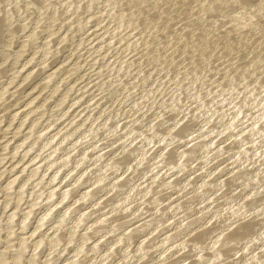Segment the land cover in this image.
Listing matches in <instances>:
<instances>
[{
	"label": "bare ground",
	"instance_id": "bare-ground-1",
	"mask_svg": "<svg viewBox=\"0 0 264 264\" xmlns=\"http://www.w3.org/2000/svg\"><path fill=\"white\" fill-rule=\"evenodd\" d=\"M5 0H0V15L1 14V11L4 9V6H2L1 4L4 3ZM8 2V5L9 7L6 9V13L4 16H6L4 18V16L2 15V18H4V20H6V22H0V66L5 64V61L9 58V56H12V54H14L15 57H12L14 58V66H12V68L10 67V69L12 70V73L10 74L9 73V78L8 79H5V80H2L0 81V105L3 104L4 102V98H5V95L6 93H8L9 91V86L12 85L15 80L19 79V77L16 75V74H20V72L22 71H17V70H14L15 68L17 67H20V70H24V68L26 69V66L30 65V63L35 59V56L36 54L40 53V56H41V60L39 62V64H47V60H48V55H50L54 50H51V48L54 49V47L50 46V43H53L52 42V39L54 37H56V33L57 32H60L59 29L61 30V28L58 27V25H56V20L58 21V17H60L61 15H59V8L60 6H58V2L57 3H52L50 0V3H49V11L51 8H54L53 10V15H51V21L47 22V28H45V30H47V34L46 36L44 35L45 40L44 42H39V35L41 30L39 27V22L41 20H36L35 23H34V26L32 28H29V30L27 31L26 28H27V23H23V25H21V31H27L23 37L24 39H22L21 43L20 44V48H18L16 51L11 52L9 51L10 50V47H12V45L14 44L13 40L15 39V34L17 35L16 31H18V29H14V23L17 24L15 21H16V13H15V6H17L18 8V5L19 3L21 2V0H6ZM23 1V0H22ZM60 2V4H62L63 2L66 3V7H65V11L66 13L67 12H70L72 14L76 13V11L79 9V8H83V4L80 5V1L78 0H57ZM24 2V1H23ZM29 2V4H32V6L34 5H38L39 4H36V0L35 1H27ZM47 2V0H46ZM56 2V0H55ZM62 2V3H61ZM44 3V2H43ZM48 3V2H47ZM6 4V3H5ZM86 4V3H85ZM84 4V5H85ZM101 4V7H100V10L98 9V13H96V11L94 12H91L90 14L88 15H85L84 17H82L80 15V17L77 19L79 21V26L82 28V26H86V24H88L89 22L92 21V18H95V21H96V25H100L102 22H105V32L107 33L108 37L104 38V34H106L105 32H103L102 34H100V36L98 35V37L100 38H103L101 43H100V48H97V50H95L94 52H97V51H100L101 49L103 50L105 47H110V45L114 44L115 42L116 43H122L121 46V50H129L130 49H133L135 47H137V44L139 43V41L142 39L143 40V44H145L144 46H146V44H154L153 46H160L161 43L160 41L161 40H164V39H161L165 36H161V33L164 32L165 34V31L167 30L168 31V24L169 22H173V19L176 20V18H180V16L182 17L181 19L179 20H176V22L180 21V20H183L182 23L177 27L175 28V30L171 31L172 28L166 33L167 36L166 38L168 39L167 41H165L164 45L165 47L167 48L166 52L168 53V50H171V49H174L173 50V53L175 54V52L177 51L178 48H174V46L177 44V43H181L182 41H188L187 43L184 41V44L180 45L179 49H182V52L183 53H189V56L191 54V57L193 60H195V56H197V58L199 59V61L201 60V62L203 61L204 64L206 61H208V59L211 57V56H215L213 54L215 53H219V49L218 48H222L221 50H223V55H220V56H223V57H227L229 56L230 54L234 55V57H237V56H241L242 55V58H240L239 56V59H240V62H241V59L243 60V56L245 57L244 61H242V63H239V59L238 60H235L236 62L238 61V63H233L235 65H233L232 63V66L233 68L235 69H238L240 68L242 70V72L244 70H246V72L250 69H254L256 67H260L259 64L261 65V63H264V0H91L89 4H87L90 8H93L95 7L96 5H99ZM125 4H128L124 7H122L123 5ZM6 4V7L8 6ZM64 5V4H63ZM87 5H85V7H87ZM3 8H2V7ZM25 6V5H24ZM31 6V7H32ZM44 6V5H43ZM54 6V7H53ZM82 6V7H80ZM100 6V5H99ZM29 6L27 5V8ZM37 7V6H36ZM41 8H43L42 6H40ZM46 7V6H45ZM51 7V8H50ZM2 8V10H1ZM38 8V7H37ZM62 8V7H61ZM15 9V10H14ZM20 13L21 11L25 10V9H21V7L18 8ZM31 9V8H30ZM40 9V8H39ZM64 9V8H63ZM87 9V8H86ZM96 9V8H94ZM93 9V10H94ZM38 10V9H37ZM92 10V9H91ZM92 10V11H93ZM18 11V13H19ZM152 12L153 15H151L150 13ZM52 12V11H51ZM149 12V13H148ZM4 13V12H3ZM27 13V12H25ZM100 13V14H99ZM22 14H24L22 12ZM28 14V13H27ZM34 14V13H33ZM43 14V13H42ZM45 14V13H44ZM20 15V14H18ZM29 15V14H28ZM39 15V14H38ZM77 15V14H76ZM84 15V14H83ZM43 16V15H42ZM1 17V16H0ZM34 16H32V19H33ZM65 17V16H64ZM70 17V16H69ZM68 17V18H69ZM82 17V18H81ZM28 18H31V17H28ZM47 18V17H45ZM77 18V17H76ZM139 18H142L144 20V24L147 25V28L144 27V32L143 30H141V27H139L140 29H137V30H141V32L143 33V35L145 36H140V34H137L139 35L138 37H136V39L132 38L131 36V31L134 29H136L138 26H141L142 24L139 22V24H137L138 26L135 27L134 25L136 24L135 21H137V19ZM25 19V18H24ZM31 19V20H32ZM62 19V18H61ZM70 19V18H69ZM72 20L75 19L74 18H71ZM198 20L199 22V26L196 28L194 27V25H196L197 21L195 22L194 21ZM49 20V18H48ZM64 20V18H63ZM174 20V22H175ZM33 21V20H32ZM70 21V20H69ZM94 21V22H95ZM141 21V20H140ZM34 22V21H33ZM43 22V20H42ZM74 21H72L73 23ZM92 22V23H94ZM142 22V21H141ZM202 22V24H201ZM31 23V22H30ZM28 23V24H30ZM76 23V22H75ZM138 23V22H137ZM180 23V22H178ZM58 24V22H57ZM63 24V23H62ZM78 24V22L76 23ZM174 24V23H173ZM176 24V23H175ZM31 25V24H30ZM43 25V24H42ZM41 25V26H42ZM69 25V24H68ZM103 25V24H101ZM145 25V26H146ZM29 26V25H28ZM40 26V27H41ZM45 26V25H44ZM134 26V27H133ZM144 26V25H143ZM142 26V28H143ZM58 27V28H57ZM64 27V26H63ZM76 27V25H75ZM90 27V26H89ZM101 27V26H100ZM170 27V26H169ZM172 27H175V26H172ZM194 27V29H193ZM205 27V28H204ZM39 31H38V29ZM96 28V27H94ZM145 28H146V32H145ZM91 29V28H90ZM103 29V28H102ZM44 30V31H45ZM93 30V29H92ZM91 30V31H92ZM98 30V29H97ZM126 30H128L126 32ZM134 30L132 31L134 33ZM188 30H193V36L191 39L190 38V34L187 33ZM19 32H20V29H19ZM40 32V33H39ZM46 32V31H45ZM89 32V31H88ZM87 32V33H88ZM172 32V33H171ZM189 32V31H188ZM21 33V32H20ZM91 33V32H90ZM89 33V34H90ZM132 33V34H133ZM145 33V34H144ZM63 34V33H62ZM189 34V35H188ZM135 35V34H134ZM136 35V36H137ZM41 36V35H40ZM53 36V38H51ZM58 36V35H57ZM61 38L60 40L58 41L59 43L60 42H64L65 43V39H66V35H60ZM59 36V37H60ZM106 36V35H105ZM22 37V38H23ZM42 37V36H41ZM96 37V36H95ZM115 37H118L115 38ZM135 37V36H134ZM44 39V38H43ZM98 39V38H97ZM114 42V40H116ZM68 40V39H67ZM95 40V38H94ZM141 40V41H142ZM140 41V42H141ZM57 42V43H58ZM92 42V41H91ZM95 42V41H94ZM163 42V41H162ZM33 43V53H32V56L28 57V59H26L24 62H20V58L23 56V53H25V48L27 46H29V44ZM102 43L105 44L102 46ZM115 43V45H116ZM160 43V44H159ZM15 44L16 43V40H15ZM142 44V43H141ZM92 45V44H91ZM163 45V46H164ZM212 45V46H211ZM62 46V45H61ZM162 46V47H163ZM140 47V45H139ZM142 47V46H141ZM147 49L151 48V45L149 47L146 46ZM145 47V48H146ZM152 47V48H154ZM164 47V48H165ZM176 47V46H175ZM28 48V47H27ZM26 48V49H27ZM118 48V47H117ZM138 48V47H137ZM144 48V51H139V52H143V55H144V58L147 59H153L152 60V63L154 60H158V52L157 50L153 52L149 50H145ZM159 48V47H158ZM29 49V48H28ZM56 49V48H55ZM61 49L63 50L64 47ZM75 49V48H74ZM114 49V48H113ZM142 49V48H140ZM157 49V47H156ZM162 48L160 47L159 50H161ZM178 49V52L181 50ZM31 50V49H30ZM60 50V49H59ZM137 50V49H135ZM158 50V51H159ZM29 51V50H28ZM56 51V50H55ZM80 51V50H79ZM104 51V50H103ZM121 51V52H122ZM124 51V52H125ZM134 50H132L133 52ZM163 51L165 52V50L163 49ZM175 51V52H174ZM27 52V50H26ZM61 52V51H60ZM112 52V51H111ZM120 52V53H121ZM127 52V53H128ZM136 52V51H135ZM138 52V50H137ZM177 52V53H178ZM56 54L58 53V50L57 52H55ZM54 53V54H55ZM74 53V52H73ZM113 53V52H112ZM126 53V52H125ZM124 53V54H125ZM61 54V53H60ZM123 54V55H124ZM131 54V53H129ZM128 54V55H129ZM140 54V53H139ZM159 54H161L159 52ZM165 55V53H162V55ZM169 54V55H168ZM168 57L170 59V61L173 59V54L171 53H168ZM222 54V53H221ZM96 55V54H95ZM141 54V58L143 56ZM178 55V54H176ZM175 55V56H176ZM182 55V54H181ZM180 55V56H181ZM219 55V54H217ZM69 56V55H68ZM115 56V55H114ZM113 56V57H114ZM118 56V55H117ZM120 56V55H119ZM126 56V54H125ZM138 56V55H137ZM174 56V57H175ZM184 56V55H183ZM51 57V55H50ZM74 57V56H73ZM72 57V58H73ZM116 57V56H115ZM132 57V56H131ZM160 57H163L160 55ZM179 57V55H178ZM225 57V58H226ZM232 57V56H231ZM11 58V57H10ZM101 58V56H100ZM119 58V57H117ZM122 59V56L120 57ZM126 58V57H125ZM158 58V59H157ZM166 58V59H167ZM180 58V57H179ZM178 58V59H179ZM182 58L184 57H181L180 59V62H182ZM187 58V57H186ZM189 58V57H188ZM212 58V57H211ZM210 60L213 61L212 59H214V57ZM218 58V56H217ZM215 58V59H217ZM230 58V56H229ZM38 59V58H37ZM112 59V58H111ZM116 59V58H115ZM130 59V56L129 58ZM127 59V60H128ZM161 59V58H160ZM176 59H177V56H176ZM177 59V61H179ZM191 59V60H192ZM231 59V58H230ZM53 60V59H52ZM113 60V59H112ZM120 60V59H119ZM133 60V58H132ZM131 60V61H132ZM139 60V59H137ZM143 60V58H142ZM188 60V59H187ZM222 60V59H221ZM229 60V59H228ZM227 60V61H228ZM8 61V60H7ZM36 61V60H35ZM49 61V60H48ZM116 60H114L115 62ZM124 61V59L122 60ZM141 61V60H140ZM144 61V60H143ZM151 61V60H150ZM149 61V62H150ZM159 61V60H158ZM210 61V62H211ZM216 61V60H214ZM226 61V60H225ZM226 61V62H227ZM233 61V62H235ZM65 62V61H64ZM80 62V61H79ZM79 62H76L75 64V68H80L81 65L79 64ZM118 62V61H117ZM115 62V63H117ZM125 62V61H124ZM129 63L127 64H131L130 61L128 60ZM133 62H136L133 60ZM132 62V63H133ZM157 62V61H155ZM185 62V61H184ZM209 62V61H208ZM20 64L17 66V64ZM35 63V62H34ZM112 63V62H111ZM121 63V62H120ZM123 63V64H125ZM138 63V62H137ZM145 63V62H144ZM162 63V62H161ZM164 63H167L164 61ZM171 63V62H170ZM173 63H176L174 60L172 62ZM198 63V62H197ZM196 63V65H197ZM230 63V62H229ZM12 64V63H11ZM54 64V62H53ZM114 64V63H113ZM126 64V65H127ZM143 64V62H142ZM159 64V63H157ZM163 64V63H162ZM200 64V62H199ZM198 64V65H199ZM203 64V65H204ZM207 64V63H206ZM212 64V63H211ZM223 64V63H222ZM6 65V64H5ZM84 65V63H83ZM124 65V66H126ZM146 65L148 64H145V67ZM170 65V64H169ZM167 65V66H169ZM174 65V64H173ZM186 65V64H185ZM184 65V66H185ZM191 65V64H190ZM195 65V64H194ZM198 65L197 66H194V68L196 67L198 69ZM201 65V66H203ZM64 66V65H63ZM111 66V65H110ZM109 66V67H110ZM122 67V65H120ZM124 66L122 68H124ZM134 68L137 66V64L135 63L134 65H132ZM150 66V65H149ZM147 66V67H149ZM157 66V65H156ZM159 66V65H158ZM164 66V64L162 65ZM178 66V65H177ZM182 66V67H184ZM209 66V65H208ZM225 66V65H224ZM31 67V66H30ZM35 67V65H34ZM30 68L28 69L29 71L25 72L24 71V74L21 73V78L20 80L23 82H25L26 80H28L33 74V68ZM45 67V66H44ZM108 67V66H106ZM118 67V66H117ZM129 67V66H128ZM138 67H141L138 65ZM135 68V69H138ZM144 67V68H145ZM173 68V66H171ZM186 67V66H185ZM184 67V68H185ZM220 67V66H219ZM223 67V66H222ZM36 68V67H35ZM73 68V69H75ZM105 67H103L104 69ZM120 68V69H122ZM151 68V67H150ZM154 68V67H153ZM161 67H159L160 69ZM164 68V67H163ZM167 67L165 66L164 70L166 69ZM170 68V69H172ZM177 68V67H176ZM192 69L194 70L193 73L195 71H197L196 69ZM203 68V67H202ZM221 68V67H220ZM228 68V67H227ZM232 68V67H231ZM6 69V68H5ZM9 69V70H10ZM42 69V68H41ZM59 69V68H58ZM125 69H127V66L125 67ZM131 69V68H130ZM133 69V68H132ZM131 69V70H132ZM149 69V68H148ZM155 69V68H154ZM157 69V68H156ZM158 69V70H159ZM180 69V68H179ZM210 69V68H209ZM2 69L0 68V74H1V71ZM129 71V68L127 69ZM139 70V69H138ZM144 70V69H143ZM147 70V69H146ZM152 70V68H151ZM162 70V69H160ZM169 70V69H168ZM181 70V69H180ZM179 70V71H180ZM200 70V68H199ZM214 70V69H213ZM213 70L211 72H213ZM220 70V69H219ZM225 70V69H224ZM233 70V69H232ZM253 70V71H254ZM260 70V69H259ZM37 71V70H36ZM43 71V70H42ZM72 71V70H71ZM121 71V70H120ZM124 71V70H123ZM133 71V70H132ZM148 71V70H147ZM157 71V70H156ZM187 71V70H186ZM217 71V70H216ZM229 71V70H228ZM233 71H236V70H233ZM251 71V70H250ZM248 71L247 72V76L249 75L248 73L250 72ZM258 71V70H257ZM130 72V71H129ZM150 72H153V71H150ZM149 72V74H150ZM158 72V71H157ZM160 72V71H159ZM162 72V71H161ZM164 72V71H163ZM167 72V70H166ZM174 73V71H172ZM182 72V71H181ZM218 72V71H217ZM239 72V71H238ZM237 72V73H238ZM256 72V71H255ZM74 73V72H73ZM72 73V74H73ZM141 73V72H139ZM156 73V72H155ZM154 73V74H155ZM185 73V71H184ZM196 73V72H195ZM229 73V72H228ZM241 73V72H240ZM245 73V71H244ZM259 73V72H258ZM40 74V72H39ZM56 74L55 71H51V72H47V75L42 77V82L40 80V84L39 86H33L30 87V92H28L27 94L29 95V97L27 98L26 102H25V105H27L29 108L23 110H20L19 107L15 108V110H13L12 112H10L11 114V118H12V122H14L15 120H17V118L20 117L21 121L19 122V126H18V129L20 130L24 125H25V122L27 120V118L29 117L30 114L34 113L35 111L36 112H39V113H42L43 109L45 108V106L47 104H45V102H47L46 100L48 99V97H46L45 99H41L42 101H39V97L41 95V91L44 90L45 87L49 86V83L50 81L52 82V79L54 78V75ZM71 74V73H70ZM133 74V73H132ZM135 74V73H134ZM158 74H161V73H158ZM187 74V73H186ZM192 73H190L191 75ZM204 74V73H203ZM251 74V73H250ZM76 75V74H75ZM114 75V73H113ZM146 75V74H144ZM153 75V74H152ZM151 75V76H152ZM156 75V74H155ZM163 75V74H162ZM176 75V74H175ZM181 75H183L181 73ZM188 75V74H187ZM213 74H211L212 76ZM234 76V74H232ZM241 75V74H239ZM243 75V74H242ZM245 75V74H244ZM252 75V74H251ZM255 75V74H254ZM258 75V74H257ZM256 75V76H257ZM20 76V75H19ZM35 76V75H34ZM39 76V75H38ZM56 76V75H55ZM70 76V75H69ZM68 76V77H69ZM74 76V75H73ZM143 76V73L142 75ZM147 76V75H146ZM154 76V75H153ZM152 76V77H153ZM157 76V75H156ZM184 76V75H183ZM196 76V75H195ZM237 74L234 76V78H237L236 77ZM253 76V75H252ZM255 76V77H256ZM1 77V76H0ZM33 77V76H32ZM57 77V76H56ZM67 77V76H66ZM179 77V76H178ZM177 77V78H178ZM186 77V76H185ZM215 77V76H214ZM239 77V76H238ZM259 77V76H258ZM256 77V78H258ZM264 77V76H263ZM41 78V77H40ZM64 78V77H63ZM115 78V77H114ZM144 78H146L144 76ZM155 78V77H154ZM180 78V77H179ZM189 78V77H188ZM217 78V77H216ZM233 78V79H234ZM241 78V77H239ZM238 78L239 81H241L240 79ZM245 78V77H244ZM253 78V77H252ZM105 79V78H104ZM116 79V78H115ZM132 79V78H131ZM134 79V77H133ZM147 79L149 80L150 79V75H149V78L147 77ZM172 79V78H171ZM181 79V78H180ZM179 79V80H180ZM183 79V78H182ZM181 79V80H182ZM190 81L191 78H189ZM193 79V78H192ZM229 79V78H227ZM232 79V78H230ZM248 79V78H247ZM251 78H249L250 80ZM1 80V79H0ZM62 80V79H61ZM59 80V82L61 81ZM140 80V79H139ZM153 80V79H152ZM156 80V79H155ZM158 80V79H157ZM185 80V79H183ZM198 80V79H197ZM223 80V79H222ZM235 80V79H234ZM237 80V79H236ZM237 80V81H238ZM255 80V79H254ZM260 80V79H259ZM32 81V80H31ZM138 81V80H137ZM150 81V80H149ZM186 81V80H185ZM189 81V82H190ZM221 81V80H220ZM231 81V80H230ZM233 81V80H232ZM231 81V82H232ZM235 81V82H237ZM238 81V82H239ZM248 81V80H247ZM250 81H253L252 79ZM248 81V82H250ZM264 81V79L262 80V82ZM19 82V81H18ZM57 82V81H56ZM62 82V81H61ZM104 82V81H103ZM145 82V81H144ZM158 82V81H157ZM168 82V80H167ZM165 82V83H167ZM194 82V81H193ZM200 82V81H199ZM198 82V83H199ZM259 82V81H258ZM64 83V82H62ZM76 83V82H75ZM78 83V82H77ZM126 83V82H125ZM143 83V82H141ZM163 83V82H162ZM181 83V82H179ZM216 83V82H215ZM218 83V82H217ZM224 83V82H223ZM226 83V81H225ZM245 83V81H244ZM257 83V81H256ZM255 81H254V84H256ZM260 83V82H259ZM20 84V83H19ZM28 84V83H27ZM33 84V82H32ZM57 84V83H56ZM67 84V83H66ZM109 84V83H108ZM157 84V83H156ZM155 84V85H156ZM184 84V82H183ZM229 84V83H228ZM232 84H234L232 82ZM241 84H243L241 82ZM247 84V83H246ZM250 84V83H249ZM261 84V83H260ZM259 84V85H260ZM17 85V84H16ZM15 85V86H16ZM35 85V84H34ZM75 85V84H74ZM116 85V84H115ZM138 85V84H137ZM162 85V84H161ZM169 85V84H168ZM182 85V83H181ZM235 85V84H234ZM245 85V84H244ZM243 85V87H244ZM264 85V83H263ZM19 86V85H17ZM16 86V87H17ZM60 85H57L56 87V90L59 88ZM62 86V85H61ZM133 86V85H132ZM157 86V85H156ZM175 86V85H174ZM187 86V85H186ZM213 86V85H211ZM221 86V84H220ZM224 86V85H223ZM222 86V87H223ZM226 88H227V85L225 84ZM237 86V85H236ZM250 86V85H249ZM253 86V83L252 85ZM250 86V87H251ZM262 86V85H261ZM261 86H259L261 88ZM72 87V86H71ZM180 87V86H179ZM178 87V88H179ZM188 87V86H187ZM199 87V86H198ZM229 87V86H228ZM230 87H232L230 85ZM239 88H241L240 90L242 91V87L238 86ZM248 86L246 85V88ZM254 88H256L255 90L257 91V88L259 89V87H255L253 86ZM264 87V86H263ZM262 87V88H263ZM38 88V91H34L32 92L33 90L37 89ZM129 88V87H128ZM156 88V87H155ZM159 88V87H157ZM177 88V86L175 87ZM191 88V87H190ZM221 88V87H220ZM219 88V89H220ZM225 88V89H226ZM245 88V87H244ZM252 88V87H251ZM250 88V89H251ZM61 89V88H60ZM130 89V88H129ZM166 89V88H165ZM174 89V88H173ZM186 89V88H185ZM201 89V88H200ZM203 89V88H202ZM213 89V88H212ZM211 89V90H212ZM217 89V87H216ZM224 89V88H223ZM237 89V88H236ZM17 90V89H15ZM59 90V89H58ZM156 90V89H155ZM164 90V89H163ZM193 90V89H192ZM191 90V92H192ZM208 90V89H207ZM218 90V89H217ZM232 90H233V87H232ZM238 90V89H237ZM249 90V89H248ZM247 90V91H248ZM253 90V89H251ZM72 91V88L71 89H67L66 93L60 97L59 101H58V106L60 107V105H62L65 101V99L67 98L69 92ZM154 91V90H153ZM177 91V90H176ZM214 91V90H213ZM219 91V90H218ZM222 91V90H221ZM230 91H231V88L230 90L228 91L226 89V91H222V92H217V97L218 99H215V103L219 104V103H228L227 101L230 100L228 99L230 96H228L230 94ZM235 91V89L233 90ZM245 91V90H244ZM250 91V90H249ZM260 91V94H264V93H261V89L259 90ZM16 93L18 92L15 91ZM55 92V91H54ZM53 92V93H54ZM162 92V91H161ZM189 92V91H188ZM251 92V91H250ZM253 92V91H252ZM264 92V90H263ZM120 93V92H119ZM128 93V92H127ZM133 93V92H132ZM153 93V92H152ZM236 93H238L236 91ZM239 93H241L239 91ZM239 93L237 94L238 96L237 97H240ZM245 94V92H243ZM247 93V92H246ZM249 93V92H248ZM254 93V92H253ZM256 93V92H255ZM254 93V94H255ZM14 94V93H12ZM20 94V93H18ZM79 94V93H78ZM149 94V93H148ZM181 94V93H180ZM189 94H191L189 92ZM194 94V93H193ZM199 94V98L203 100L205 99V95H203V97L201 98L200 97V94L201 93H198ZM203 94V93H202ZM209 94H213V96L215 95V93H210ZM235 94V93H234ZM253 94V95H254ZM17 95V94H16ZM22 95V94H20ZM19 95V96H20ZM120 95V94H119ZM161 95V94H160ZM195 95V94H194ZM208 95V94H207ZM242 95V94H241ZM248 94H246L247 96ZM250 95H252L250 93ZM258 96V93L256 94ZM51 96V94L49 95V97ZM116 96V95H115ZM172 96V95H171ZM232 96L234 97L235 95L232 94ZM260 98H261V95H259ZM259 96L256 98H252L255 102L253 103V100H250V96H247L246 98L249 100V101H252V104L254 105V107H256L255 111L254 112H248L247 114L243 115V110L242 108L245 106L246 102L240 104V105H235V104H239L241 103L240 101L239 102H235V104H232L234 105V109H232L233 111L229 112L230 113V118L228 119L227 123L223 124L224 127L222 130L219 129V131H214V128H209L206 130V127L209 125L208 123H210V118L211 120L215 118V110H214V107L213 110L214 112H211L210 109H205V112L203 113L204 114H208L207 117H205L206 119L203 118V121L204 124L202 123V125L200 126H196L194 128V126L190 127V125H186L185 127H182L181 130L179 131H175V128L177 126H179L178 124L181 122V120L183 119V117L179 118V119H176L175 121H172V123H170V125H168V127L166 129H164L162 132H155L156 130H158L157 128V124L158 123H155L156 124V127L157 128L156 130H154V132L149 133L148 135L146 136V140L147 138H149L150 140L146 143L145 147L143 148V150H141V154H139L137 156V162H138V165L139 164H142L143 163V159L146 158V154L149 152H153L151 151V149H155L156 145H154V141L157 140L158 143L159 142H163L164 145L162 146L161 143V147L159 149H161L160 151L158 152H161L160 154L158 152H156L157 155H154L156 156L155 158V162L153 164V166H151V169L149 172H151V170H154L157 166H160L158 164H160V162H162L163 160H165L164 162L166 163V165H168L169 169L166 171H171V170H174L175 173H170L168 174V177L167 179L165 180L166 181V185L167 186H170L172 184H174V179L176 180V178H173L172 176L178 174V173H181L183 172L185 169H187L191 163L192 165H194V161H198L199 159L202 160L201 163H203V165L201 167H199V170L202 168H206V166H208V164H212L211 162L216 158L217 160V156L218 155V152L221 151V149L223 148L224 149V146L223 145H219L217 143V139L220 137V135H223V133H228L229 131V137L230 138H233L236 139V141L238 142V145H237V150L238 152L235 153V154H231L232 157H239L241 159V155H244V153H247L250 151V149H255V150H258L256 152H259L260 155H262V157L264 156V97H262V99H259ZM98 97V96H97ZM117 97V96H116ZM130 97H131V93H130ZM177 97H178V93H177ZM193 97V95H190V98ZM212 97V96H211ZM236 96L234 98H237ZM243 97V95H242ZM245 97V96H244ZM10 98V97H9ZM75 98V97H74ZM172 98V97H171ZM182 98V97H181ZM186 98V97H185ZM188 97V100L190 99ZM231 98V97H230ZM250 98V99H249ZM52 99V98H51ZM94 98H92L93 100ZM122 99V98H121ZM124 99V98H123ZM170 98L167 99V101L169 100ZM175 99L176 101H179L178 98H176L175 96ZM173 99V100H175ZM178 99V100H177ZM198 99V98H197ZM232 99V98H231ZM239 99V98H238ZM19 100V99H18ZM103 100V99H102ZM115 100V99H114ZM161 100V98H160ZM185 100V99H184ZM199 100V99H198ZM240 100V99H239ZM246 100V99H245ZM20 101V100H19ZM18 101V102H19ZM50 101V100H48ZM68 101V99H67ZM81 101V100H80ZM170 101V100H169ZM175 101V102H176ZM192 101V100H191ZM226 101V102H224ZM232 101H234V99H232ZM6 102V101H5ZM9 102V101H8ZM16 102L17 104H20ZM165 102V101H164ZM163 102V103H164ZM186 102V101H185ZM205 102V100H204ZM214 103V100L212 101ZM15 103V104H16ZM24 103V102H23ZM77 103L76 102H73L71 104V106H75L74 104ZM93 103V102H92ZM170 103H173L172 101H170ZM179 103V102H178ZM203 103V102H202ZM215 103H214V106H215ZM234 103V102H233ZM10 104V103H9ZM15 104H11V105H15ZM148 104V103H147ZM196 105V103H194ZM201 104V103H200ZM199 104V105H200ZM205 104V103H204ZM209 104V103H208ZM211 104V103H210ZM217 104V107H219ZM251 104V103H249ZM10 105V106H11ZM33 105V106H32ZM96 105V104H95ZM108 105V104H107ZM137 105V104H136ZM169 105V104H168ZM186 105H188V103H186ZM198 105V104H197ZM202 105V104H201ZM206 105V104H205ZM204 105V106H205ZM229 105V104H228ZM230 108L231 109V107ZM2 106V105H1ZM6 106V105H5ZM17 106V105H16ZM48 106V105H47ZM70 106V107H71ZM124 106V105H123ZM142 106V105H141ZM164 106V105H163ZM183 106V105H182ZM185 106V105H184ZM203 106V105H202ZM200 106V107H202ZM221 106V104H220ZM224 106V105H223ZM226 106V105H225ZM247 106V105H246ZM245 106V108H247ZM250 106V105H249ZM4 107V106H2ZM1 107V108H2ZM22 107V105L20 106ZM25 107V106H24ZM69 107V108H70ZM132 107V106H131ZM180 107V106H179ZM210 107V106H209ZM208 107V108H209ZM252 107V106H251ZM68 108V109H69ZM101 108V107H100ZM109 108V107H108ZM137 108V107H136ZM149 108V107H148ZM158 108V107H157ZM181 108V107H180ZM190 109V107H187ZM205 108V107H203ZM207 108V107H206ZM211 108V110H212ZM216 108V107H215ZM227 107H225L226 109ZM228 108L226 109V113L230 110H228ZM71 109V108H70ZM155 109V108H154ZM182 109V108H181ZM185 109V108H184ZM188 109V110H189ZM194 109V108H193ZM198 109V107L196 108ZM201 109V108H200ZM219 109V108H218ZM222 109V108H221ZM244 109V108H243ZM47 110V109H44V111ZM64 110V109H63ZM124 110V109H123ZM151 110V109H150ZM224 110V109H223ZM106 111V110H104ZM109 111V110H108ZM204 110H201V112H203ZM220 111L222 110H219V113ZM248 111V109L246 110ZM8 112V110H7ZM68 112V110L66 109L61 115L57 116V119H60L61 117H63L66 113ZM184 112V111H183ZM182 112V113H183ZM211 112V113H210ZM216 112H218L216 110ZM224 112V111H222ZM44 113V112H43ZM159 113V112H158ZM192 113V112H191ZM210 113V114H209ZM246 113V112H245ZM57 114V113H56ZM79 114V113H78ZM105 114V112H104ZM132 114V113H131ZM161 114V113H160ZM213 114L215 116H213ZM218 114V113H217ZM228 114V113H227ZM9 115V114H8ZM39 115V114H38ZM166 115V114H165ZM185 115V114H184ZM193 115V114H192ZM242 115V117H241ZM247 115V116H246ZM34 116V115H33ZM48 116V115H47ZM78 116V115H77ZM81 116V115H80ZM187 116V115H185ZM184 116V117H185ZM213 116V118H212ZM1 117V116H0ZM53 117V116H52ZM72 117V116H71ZM102 117V116H100ZM99 117V118H100ZM117 117V116H116ZM133 117V116H132ZM138 117V116H137ZM192 117V116H190ZM75 118V117H74ZM106 118V117H105ZM113 118V117H112ZM141 118V117H140ZM145 118V117H144ZM157 118V117H156ZM161 118V116H160ZM163 118V117H162ZM186 119H188V117H185ZM193 118V117H192ZM218 118V117H217ZM220 118V117H219ZM243 118L246 119V121H243ZM5 119V118H4ZM7 119V118H6ZM29 119V118H28ZM38 119V118H37ZM56 119V118H54ZM97 119V117H96ZM132 119V118H131ZM195 119V118H194ZM216 119V118H215ZM2 119H0V124H1V121ZM50 120V119H49ZM61 120V119H60ZM73 120H76V119H73ZM73 120H71L68 125H71L73 124ZM90 120V119H88ZM95 120V119H94ZM103 120V119H102ZM110 120V119H108ZM133 120V119H132ZM131 120V121H132ZM139 120H143L142 119H139ZM148 120V119H147ZM153 120H156V119H153ZM184 120V119H183ZM212 120V121H213ZM39 121V120H38ZM115 121V120H114ZM188 121V120H187ZM190 121V120H189ZM195 121V120H194ZM56 122H59V121H53L51 120L49 123L45 124L42 126V128L39 130V133L37 134L36 133V137H37V143L36 142H32L31 141H28L32 136H34V132L36 131L35 127L37 126V120L35 122H33L32 124H30V127H32L26 135H24L23 137H21L20 139H18V143L15 144V146L13 147L14 150H12L14 152L13 157H15L17 154H19V152L22 154V157L20 158V163L25 160V158L27 159L28 156L29 159H27V161L23 162V164H26L25 167H28L25 168V167H21L22 169L20 171H16L14 172V169L12 171V173L14 172V174H11V176H9L8 178H6L5 180L2 178L3 175L5 174L4 171L1 169L0 170V192H2L3 190L5 191V195L4 196V199L1 201L0 200V264H114V262L112 263H108V260L109 258H111V256L113 255V253L118 249V247H120V251L121 253H119L120 257L117 258V260H115V262L117 261H122L123 263L127 262V264H139L140 261H143L142 258H144V256L146 255V259H147V245H146V241H149L148 238L150 237L151 234H153L154 232H156L157 230H160L158 229L159 227L163 226V224H165L166 226V222L169 221V219H172V217L174 215H169V217L167 218H159V216H154V213L152 212V215L151 216H154L152 217L151 219H148V220H145L143 221L142 223H140L139 225H131L129 222H131L135 217L133 215H135L139 209V204H138V207L134 210H132L127 216H125V218L127 219V217L129 216H133L131 217L130 219L128 220H123L119 223L112 225V229L109 228V224L110 222H114V221H119L121 220L120 218H117V219H114L113 218V221H111L112 219V216H111V213L112 211H114L113 209L109 210L108 211L106 210L105 212H102L101 214H98L96 217L94 218H90L92 216V213L91 212V209L90 211L89 210H86V209H83V211L81 212H78V214L75 216V217H71V214L73 212H75L76 210V204L81 201V200H85V199H89V197H92L93 198V195H95V193L97 192L98 189H102L103 188H107L105 189L106 190V193H110V191L116 189L117 187H120L122 190L123 187H126L125 186V183L124 181L122 182L120 180V175L118 176H115V178H111L109 179L107 175H99L97 178H95V180L93 179V182L90 183L89 185H87V187H84L83 190H78L77 188H75L76 186L80 185L82 186V184H85V182H87V180L85 179L84 175H87L86 173V170L87 168H84V169H80V165L83 166L84 164V161H85V158L86 156H88L90 153L87 154V152H91V151H86L84 149V151L81 153L80 151V156L77 158V159H74L73 160V154L72 152L73 151H76L75 149L77 148L78 149V145L77 147L75 146L76 144H79L80 146V143H78L79 141L82 142V140H84L85 138H88V131L86 133H84L82 136L79 137V139H75L74 137L76 133H78V128L81 127V125H79V127H73V128H68L67 131H64L62 132L61 130H57V132L55 131V133H52L51 135L48 134L49 136L46 135V133L48 132L49 128H52V126L54 125V123ZM87 122V119L86 121ZM107 122L109 121H104L102 124L105 125ZM113 122V121H111ZM138 122V121H137ZM152 122V121H151ZM156 122V121H155ZM184 122V121H182ZM115 123V122H113ZM215 123V122H214ZM223 123V122H222ZM110 124V123H109ZM126 124V123H125ZM128 124H131V122H129ZM127 124V125H128ZM134 124V123H133ZM149 124V123H148ZM148 124H147V127H148ZM153 124V123H152ZM153 124V126L155 125ZM184 124V123H183ZM193 124V123H192ZM198 124H200L198 122ZM197 124V125H198ZM208 124V125H206ZM213 124V123H212ZM56 125V124H55ZM96 125V124H95ZM94 125V126H95ZM120 125V124H119ZM135 125V124H134ZM152 128L153 126L151 125V123L149 124ZM167 125V124H166ZM185 125V124H184ZM196 125V124H195ZM83 126V125H82ZM126 126V125H125ZM130 126V125H129ZM159 126V125H158ZM211 126V125H210ZM218 126V125H217ZM54 127V126H53ZM65 127V126H64ZM121 127V126H120ZM137 127V125H136ZM151 127H148L150 131H152L153 129ZM180 127V126H179ZM216 127V126H215ZM5 128V127H4ZM37 128V127H36ZM106 128V127H105ZM143 128V127H142ZM178 128V127H177ZM176 128V129H177ZM194 128V129H193ZM204 128H205V131H204ZM219 128V127H218ZM91 129V128H90ZM100 129V128H99ZM104 129V128H102ZM147 129V128H146ZM161 129V128H160ZM193 129V130H192ZM217 129V128H216ZM233 129H236L235 131ZM81 130V129H80ZM92 130V129H91ZM133 130H136V128H133L132 127L129 129V131L126 132V134L128 135V137H125L128 139L130 138V140H127V141H130V143H128L129 145L130 144H134L136 142V140H138L137 138H140L141 136H144V133L142 132H138L136 131L135 134L137 135H132L133 134ZM139 130H141L139 128ZM148 130V129H147ZM148 130V131H149ZM162 130V129H161ZM218 130V129H217ZM230 130H233V131H230ZM1 131V130H0ZM78 131V132H77ZM97 131V129H96ZM111 131V130H110ZM143 131V130H141ZM160 131V130H159ZM8 132V131H6ZM20 131H16V134L13 135L12 137H7V140H12V138H14L15 136H17V134L19 133ZM62 132V134L60 133ZM98 132V131H97ZM108 132V131H107ZM50 133V132H49ZM83 133V132H82ZM92 133V132H91ZM132 133V134H131ZM12 134V133H11ZM119 134V133H118ZM20 135V134H19ZM77 135V134H76ZM91 135V134H90ZM130 135V136H129ZM132 135V137H131ZM60 136V137H59ZM92 136V135H91ZM157 136V137H156ZM228 136V135H227ZM226 136V137H227ZM90 137V136H89ZM117 137V136H116ZM157 138L154 140V138ZM204 139V141H198L196 142L195 140H197L198 138H201ZM218 137V138H217ZM222 137V136H221ZM225 137V136H224ZM6 138V137H5ZM33 138V137H32ZM73 138V140H72ZM78 138V136H77ZM123 138V137H121ZM184 139L185 142L184 144L182 145L183 146V149H180L178 148L175 155L170 153L168 154V150L173 146L172 144L174 142H176L177 140H180V139ZM35 139V137L33 138ZM92 139V138H91ZM95 139V138H94ZM100 139V138H99ZM111 139V138H109ZM233 139V140H234ZM32 140V139H31ZM101 140V139H100ZM99 140V141H100ZM118 140V139H117ZM116 140V141H117ZM124 140V139H123ZM135 140V142H134ZM141 140V139H140ZM201 140V139H200ZM232 140V141H233ZM34 141V140H32ZM38 141H41L39 142V146L38 145ZM85 141V140H84ZM98 141V142H99ZM106 141V139H105ZM104 141V142H105ZM143 141V140H142ZM181 141V140H180ZM183 141V140H182ZM195 141V142H193ZM221 144V141L218 140ZM231 141V140H230ZM1 142V141H0ZM11 142V141H10ZM65 142L67 143L66 144V147H63V145L65 144ZM87 142V141H86ZM96 141V143H98ZM103 142V141H102ZM119 142V141H118ZM138 142V141H137ZM223 142H224V139H223ZM235 142V141H234ZM64 143V144H63ZM76 143V144H75ZM85 143V142H84ZM96 143L92 144L94 145L95 147H97L99 144L97 145ZM107 143V142H106ZM109 143V142H108ZM116 143V142H115ZM193 143V144H192ZM236 143V142H235ZM5 144V143H4ZM127 144V145H128ZM136 144V143H135ZM157 144V143H156ZM177 144V143H176ZM190 145L191 147H188L187 145ZM231 144V143H230ZM38 145V146H37ZM72 145V146H71ZM97 145V146H96ZM103 145V144H102ZM235 145V146H236ZM4 146V149H7L10 145L9 143H6V145H3ZM68 146V147H67ZM93 146V147H94ZM149 146V147H148ZM184 146L188 147V148H184ZM234 146V147H235ZM92 147V146H91ZM104 147V146H103ZM126 147V146H125ZM174 147V146H173ZM229 147V146H228ZM89 148V147H88ZM100 148V147H99ZM232 148V144H231V147ZM50 149V151L48 153L47 150ZM121 149V148H120ZM119 149V150H120ZM126 149V148H125ZM140 149V148H139ZM142 149V148H141ZM144 149H147V150H144ZM222 149V151H223ZM226 149V147H225ZM235 148H233L234 150ZM62 150V152H60ZM91 150V148H90ZM93 150V149H92ZM95 150V149H94ZM114 150V149H113ZM129 150V149H128ZM171 150V149H170ZM227 150H229V148H227ZM236 150V151H237ZM46 151V152H45ZM104 151V150H102ZM140 151V150H139ZM174 151V150H173ZM226 151V150H225ZM252 151L254 150H251L250 152L252 153ZM44 152L46 153V155L44 154ZM96 152V151H95ZM215 152V153H213ZM230 152V151H229ZM92 153V152H91ZM94 153V152H93ZM109 153V152H108ZM115 153V152H114ZM117 153V152H116ZM125 153V152H124ZM136 153V152H135ZM222 153V152H221ZM2 154V153H1ZM12 154V153H11ZM45 156H44V155ZM72 154V156H71ZM75 154V153H74ZM110 154V153H109ZM166 154H168V160H167V157L165 158ZM225 153L223 152V155ZM227 154V153H226ZM229 154V153H228ZM227 154V155H228ZM253 154V153H252ZM258 154V153H257ZM99 155V158H97V160H99L100 158H103V154H98ZM170 155V156H169ZM10 156V155H9ZM105 156V154H104ZM124 156V155H123ZM127 156V155H125ZM129 156V155H128ZM131 156V155H130ZM151 156V155H150ZM153 156V157H154ZM222 156V155H220ZM251 156V155H250ZM94 157V156H93ZM147 157H148V154H147ZM170 157V158H169ZM228 157V156H227ZM231 157V156H230ZM131 158V157H130ZM237 159L238 161L240 159ZM6 160V158L3 156H0V162L3 161V160ZM38 159H40L39 161H37ZM44 159H49L47 160V162H44ZM109 159V160H108ZM108 162H106V164H104V167H112V165H116V160H113L115 159V156L114 158L111 157L109 158L108 157ZM118 159V158H117ZM120 159V158H119ZM136 159V158H135ZM198 159V160H197ZM221 159V158H220ZM223 159V158H222ZM19 160V159H18ZM101 160V159H100ZM122 160V158H121ZM146 160V159H145ZM215 160V161H216ZM225 160V159H224ZM227 160V159H226ZM225 160V161H226ZM229 160V159H228ZM247 160V158H246ZM37 161V162H36ZM88 161V160H87ZM120 161V160H119ZM123 161V160H122ZM142 161V163H141ZM220 161V160H219ZM222 161V160H221ZM224 161V163H225ZM231 161V160H230ZM248 161V160H247ZM258 161V160H257ZM97 162V161H96ZM199 162V161H198ZM217 162V161H216ZM223 162V161H222ZM234 162V161H233ZM243 162V161H242ZM241 162V164H242ZM246 162V161H245ZM259 162V161H258ZM2 163V162H1ZM0 163V164H1ZM71 163V166H69L66 170H63L65 167H67L69 164ZM90 163V162H89ZM129 163V162H128ZM133 163V162H132ZM164 163V164H165ZM197 163V162H196ZM200 163V162H199ZM214 163V162H213ZM251 163V162H249ZM255 163V162H254ZM95 164V163H94ZM98 164V163H97ZM121 164V163H120ZM119 164V165H120ZM238 164V163H237ZM236 164V165H237ZM240 164V163H239ZM264 164V163H262ZM14 165V164H13ZM18 165V164H17ZM85 165V164H84ZM163 165V163H162ZM191 165V167H192ZM198 166V163L196 164ZM193 166V167H196ZM218 165H221L218 164ZM217 165V166H218ZM245 165V164H244ZM248 165V164H247ZM250 165V164H249ZM122 166V164L120 165ZM211 166V165H210ZM209 166V167H210ZM214 166V165H212ZM211 166V167H212ZM225 166V165H224ZM239 166V165H238ZM15 167V166H14ZM20 167V166H19ZM88 167V166H87ZM96 167V166H95ZM103 167V166H102ZM103 167V168H104ZM115 167V166H114ZM124 167V166H123ZM143 167V166H142ZM153 167V168H152ZM167 167V166H166ZM190 167V166H189ZM190 167V168H191ZM210 167V168H211ZM215 167V166H214ZM219 168H221L220 166H218ZM216 167V168H218ZM253 167V165H252ZM256 167V166H254ZM3 168V167H2ZM17 168V167H16ZM99 168V167H98ZM139 168V167H138ZM145 168V167H144ZM165 168V167H164ZM198 168V167H197ZM228 168V167H227ZM86 169V170H85ZM102 169V168H101ZM133 169V168H132ZM140 169V168H139ZM138 169V170H139ZM158 169H161L160 167ZM163 169V168H162ZM194 169V168H193ZM207 169V168H206ZM212 169V168H211ZM223 169V167L221 168ZM220 169V171H221ZM225 169V168H224ZM242 169V168H241ZM263 169V168H262ZM51 170V172L49 173V171ZM111 170V169H109ZM113 170V169H112ZM192 170V168L190 169ZM209 171V169H207ZM213 170V169H212ZM215 170V169H214ZM227 170V169H226ZM232 170V169H231ZM245 170V169H244ZM259 170V169H258ZM25 172L27 171V173L24 175V176H21V172ZM90 171V170H89ZM101 171V170H100ZM156 171H158L156 169ZM164 171V170H163ZM186 171V170H185ZM205 171V173L203 174V179L204 181H202V185L200 186V188H203V186L207 185L209 183V179L208 177L211 178V175L212 173H214L213 171ZM218 171V170H217ZM219 171V172H220ZM233 171V170H232ZM243 171V170H242ZM255 171V170H254ZM6 172V171H5ZM136 172V171H135ZM140 172V171H139ZM139 172H136V173H139ZM159 172V171H158ZM154 173L152 176H151V181H149L150 183H148L147 185L145 184V186H142V187H139L137 186V189H134L132 188V192L131 193H137L139 192V194L142 195L141 198L143 197H146L148 194H151V190L154 189V187H152V184L155 183L157 180L160 179L159 173ZM164 172V173H166ZM196 172V171H195ZM218 172V175H221L219 174ZM224 172V170H223ZM227 172V171H226ZM235 172V171H234ZM238 172V170H237ZM236 172V173H237ZM241 172V171H240ZM246 172V171H245ZM260 171H258L259 173ZM262 172V171H261ZM260 172V173H261ZM92 173V172H91ZM117 173V172H116ZM130 173V172H129ZM135 173V174H136ZM163 173V172H162ZM222 173V172H221ZM228 173V172H227ZM244 173V172H242ZM247 173V172H246ZM254 173V172H252ZM7 174V173H6ZM49 174V176H48ZM109 174V173H108ZM142 174V173H141ZM183 174V173H182ZM224 174H226L224 172ZM23 175V173H22ZM47 175V176H46ZM90 175V174H89ZM95 175V174H94ZM122 175V173H121ZM124 175V174H123ZM122 175V176H123ZM180 175V174H179ZM217 175V173H216ZM227 175V174H226ZM230 175V174H229ZM236 175V174H235ZM234 175V176H235ZM260 175V174H258ZM262 175V174H261ZM260 175V176H261ZM114 176V175H112ZM145 176L147 177V175L145 174ZM164 176V175H163ZM224 176V175H222ZM233 176V175H231ZM230 176V177H231ZM254 176V175H253ZM5 177V176H4ZM90 177V176H88ZM126 177V176H125ZM130 177V175H129ZM144 177V176H143ZM157 177H159V179H156ZM166 177V176H165ZM198 177V176H197ZM202 177V176H201ZM200 177V178H201ZM226 177V176H225ZM229 177V176H228ZM228 177H227V180H228ZM238 177V176H237ZM246 177V176H245ZM256 177V176H255ZM4 180V182L1 180L2 179ZM22 178V180H20ZM123 178V177H121ZM128 179V177H126ZM135 178V177H134ZM139 178V176H138ZM173 178V179H172ZM182 178V177H181ZM190 178V177H189ZM199 178V179H200ZM235 178V177H234ZM254 178V177H253ZM264 178V177H263ZM57 179H60V182H64L65 180L68 181L66 182L65 184H63V186H61L60 184L56 183ZM109 179V181H107ZM208 179V180H207ZM226 179V178H225ZM225 179H222L221 177L217 178L212 182L213 185H214V192L213 193H210L208 191V193L210 194H206L204 195L201 190V195H204V198L202 199V202L201 203H204L201 207L198 208H195V206L193 205V207L195 209H197L196 211H192L190 213V211L188 212H185L186 208L184 209L183 207V204H185L184 202H179L180 200L179 199H176L175 201L171 202L170 206L168 207L170 210H174V211H177L178 213L182 212V213H185L181 218L179 217V219L177 220H174L172 219L173 221H175L173 223V226H171V228L168 230H166L165 226L162 227V229H165V232L164 233V238L162 237V239H158L157 240V237H156V242H155V246H157L159 248V253H158V257H159V261H157L158 263L161 264V262H164L165 260H167V257L169 256H172L170 255L171 252H172V248H177L179 247L178 250H176V252H180L179 250H182V248H185L187 247V242H194V243H198L200 244L202 242L203 239H207L206 236L208 235L209 232L212 233V231L214 230L215 231V234L211 237H209L208 235V241L211 242L209 244V247L210 248V251L208 254H206V256L203 254V252H198L197 256H199L198 258H200L201 260H197L199 262V264H208V263H212V264H215L219 258L222 256V254H224V251L222 253V249L223 246H227V243H230V242H233L235 240H239V238L243 237V236H251L250 237V240H248L247 243H253L254 241H257V244L259 242V247H263L264 248V222L263 223H259L261 222L259 220L258 222V219H261L259 216V214L263 215L264 214V201L262 203H257L259 205L255 206V208H257V210H253V209H248L251 206H253L252 202H250L251 200L249 198H253L252 200H256L254 197L256 194L258 195V192H259V188L256 187V189L254 190H247V191H244V193H241L242 195L240 196H229L227 197L226 195V202H224L223 204H218L219 202L217 201L219 198L218 197H215V193H217L219 190H222L224 188V184L226 183L225 182ZM232 179V177H231ZM239 179V178H238ZM243 179V177H242ZM257 179V178H256ZM130 180V179H128ZM150 180V179H149ZM196 180V179H194ZM211 180H213L211 178ZM240 180V179H239ZM262 180V179H261ZM143 181V180H142ZM147 181V180H145ZM144 181V182H145ZM233 181V180H232ZM234 181H238V180H234ZM256 181V180H255ZM91 182V181H89ZM127 182V180H126ZM158 182V181H157ZM163 182V181H162ZM177 182V181H176ZM187 182V181H186ZM193 183V181H191ZM191 182H187L186 184L189 183V185L191 184ZM200 182V181H199ZM230 182V181H228ZM243 182H245V179L243 180ZM248 182V181H247ZM250 182V181H249ZM261 182V181H260ZM33 185L31 186L30 184ZM35 183V184H34ZM130 183V182H129ZM137 183V182H136ZM140 183V182H138ZM137 183V184H138ZM143 183V182H142ZM178 183V182H177ZM198 183V182H197ZM201 183V182H200ZM211 183V182H210ZM234 183V182H233ZM238 183V182H237ZM87 184V183H86ZM161 184V183H160ZM196 184V183H195ZM251 184V183H250ZM260 184V183H259ZM262 184L264 185V181L262 182ZM60 185V189L58 190V186ZM188 185V186H189ZM227 185V184H226ZM232 185V184H231ZM247 185V183H246ZM255 185V184H253ZM257 185V184H256ZM262 185V186H263ZM29 186H31V188H28ZM107 186V187H106ZM198 186V185H197ZM211 186V185H210ZM230 186V184L228 185ZM227 186V187H228ZM251 186V185H250ZM78 187V188H79ZM94 187V188H93ZM136 187V186H135ZM139 187V188H138ZM190 187V186H189ZM192 188L194 186H191ZM264 187V186H263ZM83 188V187H82ZM168 188V187H167ZM178 188V187H177ZM176 188V189H177ZM186 188V187H185ZM206 188V187H205ZM203 188V189H205ZM222 188V189H221ZM229 188V187H228ZM231 188V187H230ZM237 188V187H236ZM241 188V187H240ZM251 188V187H250ZM77 189V190H75ZM131 189V188H130ZM162 189V188H161ZM210 189V188H209ZM213 189V188H212ZM101 190V191H102ZM118 190V191H120ZM157 190V189H156ZM165 190V189H164ZM186 190V189H185ZM189 190V189H188ZM194 190V189H193ZM199 190V189H198ZM233 190V189H232ZM261 190V189H260ZM130 191V190H129ZM154 191V190H153ZM152 191V192H153ZM181 191V190H180ZM195 191V190H194ZM229 191V190H228ZM235 191V190H234ZM242 191V190H241ZM156 192V191H155ZM183 192V191H182ZM189 192V191H188ZM192 192V191H191ZM220 192V191H219ZM238 192V191H237ZM262 192V190H261ZM260 192V194H261ZM99 192H97L98 194ZM104 193V192H102ZM105 193V194H106ZM185 193V192H183ZM198 193V192H197ZM231 193V191H230ZM96 194V195H97ZM101 194V192L99 193ZM105 194H102L100 197H98V199H94L95 201L93 202V204L91 206H96V205H99L101 203H104V201L102 202L101 201V198H103V195ZM113 194V193H112ZM117 194V193H116ZM130 194V193H128ZM132 194V195H133ZM137 193V195H139ZM177 194V193H176ZM191 194V193H190ZM223 194V192H222ZM221 194V195H222ZM30 195V199L27 198V201L28 203H26V206L21 209V204H22V201L28 197ZM108 195V194H107ZM111 195V194H110ZM131 195V196H132ZM162 195V194H161ZM165 195V194H164ZM179 195V194H178ZM181 195V194H180ZM186 195V194H185ZM195 195H196V192H195ZM199 194H197L198 196ZM221 195L219 197H221ZM229 195V194H228ZM130 195H128L127 197H125L124 200L128 199L129 197L131 198ZM149 196V195H148ZM224 196V195H223ZM222 196V197H223ZM70 197H73L72 200L69 201ZM108 197V196H106ZM105 197V198H106ZM133 197V196H132ZM156 197V196H155ZM165 197V196H164ZM186 197V196H185ZM194 197V196H193ZM193 197H188V199L186 198L185 200L188 201V203H192V201L194 200ZM203 197V196H202ZM258 197V196H257ZM263 197V195L261 196ZM95 198V197H94ZM97 198V197H96ZM147 198V197H146ZM163 198V197H162ZM162 198L159 200V197L158 198H154V203H156V207L157 209H159L158 211H161L162 208L160 207V202L162 200ZM169 198V197H167ZM175 198V196H174ZM104 199V198H103ZM102 199V200H103ZM196 199H200L199 198H196ZM249 203H251L249 205L248 203V200ZM262 199V198H261ZM90 200V199H89ZM105 200V199H104ZM109 200V199H108ZM122 200V201H124ZM135 200V199H133ZM164 200V199H163ZM168 200V199H166ZM201 200V199H200ZM221 200V199H220ZM247 200V201H246ZM260 200V199H259ZM264 200V198H263ZM13 201V202H12ZM46 203H45V202ZM118 201V200H117ZM122 201H118L120 203H122ZM128 201V202H127ZM132 201V200H130ZM144 201V200H143ZM160 201V202H159ZM199 201V200H198ZM24 202V201H23ZM44 202V203H43ZM117 202V203H118ZM125 202H127V204L125 205L126 207L124 208H131L130 204L129 203V199L126 200ZM135 202V201H133ZM215 202H218L217 205L215 204ZM221 202V201H220ZM256 202V201H255ZM88 203V201H87ZM86 203V204H87ZM114 203V202H113ZM162 203V202H161ZM165 202H163L164 204ZM167 203V202H166ZM78 204H81V203H78ZM77 204V205H78ZM84 205V203H82ZM123 204V203H122ZM125 204V203H124ZM123 204V205H124ZM152 204V203H151ZM24 205V204H23ZM62 205V209H60L58 211V213L56 212L57 211V208L60 206L61 207ZM102 205V204H101ZM119 205V204H118ZM117 204L115 206H118ZM121 205V204H120ZM119 205V208L120 207ZM132 205V204H131ZM143 206V204H141ZM140 205V206H141ZM145 205V204H144ZM186 205V204H185ZM256 205V204H255ZM90 206V208H91ZM141 206V207H142ZM146 206V205H145ZM149 206V205H147ZM155 206V205H154ZM153 206V207H154ZM163 206V205H161ZM249 206V207H248ZM23 207V206H22ZM59 207V208H60ZM188 207V206H187ZM248 207V208H247ZM97 208V206H96ZM95 208V209H96ZM114 208V207H113ZM123 208V209H124ZM144 208V207H143ZM142 208V209H143ZM149 208V207H148ZM192 208V206H191ZM194 208L192 210H194ZM79 209V208H78ZM138 209V210H137ZM141 209V210H142ZM146 209V208H145ZM155 209V208H154ZM156 209V210H157ZM182 209V210H181ZM116 210V209H115ZM127 210V209H126ZM144 210V209H143ZM149 210V209H148ZM151 210V209H150ZM227 210V211H226ZM147 211V210H146ZM158 211H155V213ZM165 211V210H164ZM230 212V216L231 217H234L232 221H229L227 223H224L222 224L220 227L216 228L213 226V228L211 227H208L209 224L215 220L216 221V217L218 216H221V215H226L227 212ZM252 211H255L256 215H253L255 213H252ZM125 212V211H123ZM142 212V211H141ZM140 212V213H141ZM162 212V211H161ZM170 212V211H169ZM172 212V211H171ZM228 212V214H229ZM114 213V212H113ZM145 213V212H144ZM164 213V212H163ZM180 213V214H182ZM119 214V213H118ZM125 214V213H124ZM161 214V213H160ZM175 214V213H173ZM227 214V215H228ZM142 214H139L138 216H140ZM176 215V214H175ZM179 215V214H178ZM253 215V216H252ZM138 216H136L138 218ZM147 216V215H146ZM161 216V215H160ZM180 216V215H179ZM251 216V217H249ZM255 216H259L257 217L258 219L256 220L254 217ZM56 218V219H53ZM115 217V216H113ZM135 217V218H136ZM175 217V216H174ZM177 217V215H176ZM226 217V216H225ZM228 217V216H227ZM226 217V218H227ZM264 217V216H263ZM124 219V217H122ZM133 218V219H132ZM148 218V217H147ZM220 218V217H219ZM222 218V216H221ZM31 219L34 220V222L31 221ZM54 220V221H52ZM172 220L170 222H172ZM218 220V218H217ZM228 220V219H227ZM230 220V219H229ZM262 220V219H261ZM52 221V222H50ZM214 221V222H215ZM264 221V220H262ZM137 222V221H136ZM169 222V223H170ZM222 222V221H221ZM128 224V226L125 227V224ZM134 224V223H132ZM171 224V223H170ZM169 224V225H170ZM47 227L46 230H43L44 227ZM153 226L150 230H147L146 228H150V226ZM167 225V226H169ZM172 225V224H171ZM211 225V224H210ZM219 225V224H217ZM259 225V226H258ZM111 226V225H110ZM133 226V227H132ZM143 230L145 231L144 234L142 236H139L137 237L134 233H136L137 231H140ZM200 229V230H199ZM5 233H4V232ZM117 231V232H116ZM99 234V236L96 238L95 236H93L92 238V235H94V233ZM110 232H116L114 234V237L112 242L111 243H107L106 246L104 245V248L102 247V245L104 244H101V240L103 237H105L108 233ZM158 232V231H157ZM162 232V231H161ZM4 233V234H2ZM112 234V233H111ZM210 234V233H209ZM113 235V234H112ZM139 235V234H138ZM157 236V235H156ZM108 237H110V235H108ZM153 237V236H152ZM152 237H150L149 239L151 240L152 242ZM161 237V236H160ZM96 238V239H94ZM154 238V237H153ZM249 238V237H248ZM91 239H94V241L92 243H88L89 240ZM107 239V238H106ZM243 240V238H241ZM111 240V239H110ZM155 239H153L154 241ZM237 240V241H238ZM103 241V240H102ZM201 241V242H200ZM205 241V240H203ZM240 241V240H239ZM125 242V246L121 247L119 246L120 244L123 245L122 243ZM150 242V241H149ZM200 242V243H199ZM243 242V241H242ZM133 243H136L134 248L133 249H129L130 246H133ZM205 243V242H204ZM240 243V242H239ZM246 243V242H245ZM246 243V244H247ZM154 244V243H153ZM190 244V243H189ZM241 244V243H240ZM247 244V245H249ZM149 245V244H148ZM202 245V243H201ZM243 246L244 249H248L249 247L248 246ZM257 245V246H258ZM183 246V247H182ZM207 246V245H206ZM250 246V245H249ZM156 247V248H157ZM225 247V248H226ZM234 247V246H233ZM232 247V249H233ZM241 247V246H240ZM242 247V249H243ZM248 247V248H247ZM258 247V248H259ZM199 248V247H198ZM223 248L224 250L227 251V248L225 249ZM235 248V247H234ZM256 248V247H255ZM257 248V251L259 252ZM262 248V250H263ZM154 249V248H153ZM195 249V248H193ZM250 249H251V246H250ZM260 249V248H259ZM156 250V249H155ZM174 250V249H173ZM205 250V249H203ZM231 250V249H230ZM236 250V248L234 249ZM249 250V249H248ZM261 250V251H262ZM158 251V249H157ZM171 251V252H170ZM188 251V250H186ZM191 251V250H190ZM201 251V250H200ZM225 251V253H227ZM252 251V249H251ZM250 251V254H248V256L246 258H241L243 259V261L241 260L242 264H264V253L263 255H260L261 253H257V251L255 252H251ZM151 252V251H150ZM156 252V251H155ZM189 252V251H188ZM186 252V253H188ZM196 252V251H195ZM207 252V251H206ZM211 252V253H210ZM231 252H233L231 250ZM92 253V257L87 261L86 259H84L83 257L84 256H87L89 254ZM170 253V254H169ZM175 253V252H174ZM181 253V252H180ZM193 253V252H192ZM117 254V253H116ZM173 254V253H172ZM189 254V253H188ZM196 254V253H195ZM154 255V254H153ZM186 255V254H185ZM190 255V254H189ZM192 255V254H191ZM194 255V254H193ZM225 255V254H224ZM224 255L222 258H224ZM237 255V254H236ZM231 256V255H230ZM241 256V255H240ZM115 257V256H114ZM174 257V256H173ZM177 257V256H175ZM235 257V256H234ZM242 257V256H241ZM86 258V257H85ZM180 258V256H179ZM178 258V259H179ZM194 258V257H192ZM229 258V257H228ZM237 258V257H236ZM61 259V260H60ZM149 260H151L150 258H148ZM195 259V258H194ZM227 259V258H226ZM225 259V260H226ZM238 259V258H237ZM240 259V258H239ZM60 260V261H59ZM132 260V261H131ZM184 260V259H183ZM114 261V260H113ZM130 261V262H129ZM148 261V260H147ZM152 261V260H151ZM171 261V260H170ZM224 261V259H223ZM222 261V262H223ZM230 261V260H229ZM153 262V261H152ZM228 261H226V264H229L227 263ZM241 262L239 264H241ZM120 263V262H119ZM118 263V264H119ZM147 263V262H146ZM183 262H181L182 264ZM185 263V262H184ZM193 263V262H192ZM218 263V262H217ZM236 263V262H234ZM117 264V263H116ZM141 264V263H140ZM151 264V263H150ZM154 264V262H153ZM168 264H171V263H168ZM173 264V263H172ZM195 264V263H194ZM222 264V263H221ZM224 264V263H223Z\"/></svg>",
	"mask_w": 264,
	"mask_h": 264
},
{
	"label": "rangeland",
	"instance_id": "rangeland-1",
	"mask_svg": "<svg viewBox=\"0 0 264 264\" xmlns=\"http://www.w3.org/2000/svg\"><path fill=\"white\" fill-rule=\"evenodd\" d=\"M24 1V2H23ZM21 0V2L19 3V5H18V8L19 7H21V9L23 8V9H25L24 11L22 10L21 11V13H20V11H19V9L17 8V6L16 5H14L13 4V6H15V8H16V10H15V13H16V23L17 24H13L14 25V29H20V32H19V29H18V31H16V33H17V35L15 34V39L13 40V42H14V44L12 45V47H10V52H11V50H12V52H14V51H16L18 48H20V44L19 43H21V41H22V39H24V37H23V35L29 30V28H32L33 26H34V23H35V21L36 20H41L40 22H39V27L38 28H40V30L41 29H43V30H41L40 32H42V33H40V35L42 36H40L39 35V42H44V40H45V38L46 37H44V35L46 36V34H47V30H45V28H47V22H49V21H51V15H53V9L54 8H51L50 9V11H49V8H47V7H49L50 5H49V3H50V1H48L47 0V2H46V0H36V4H39V6L38 5H34V6H32V4H29V2H27V1H30V0ZM31 1H35V0H31ZM78 1H80L81 3H80V5H82L83 6V8H79L77 11H76V13H74V14H72V13H70V12H67L66 13V9H65V7H66V3H62V4H60V2L59 1H57L56 0V2H55V0H52L51 2L52 3H57L58 2V6H60V10H59V15H61L60 17H58V21L56 20V25H58V27L59 28H61V30L59 29V31L60 32H57L56 33V37H54L53 38V36L51 37V38H53L52 39V42L53 43H50V46H52V47H54V49L53 48H51V50H54V52L53 51H51L52 53L50 54L51 55V57H50V55H48V60H47V64L45 65V64H39V62H40V60H41V56H40V53L38 54H36V56H35V59L30 63V65L28 66H26V69L24 68V70H20V67H17V68H15L14 70H17V71H22V72H20V74H16L18 77H19V79L17 80H15V82L12 84V85H10L9 86V91H8V93H6V95H5V100L3 101L4 103L3 104H1L2 106H4V107H2L1 105H0V119H2L1 121V124H0V156H3L4 155V157L6 158V160L4 159L3 161H1L0 163V170L2 169L3 171H4V175H3V179L5 180L6 178H8L9 176H11V174H14V172H16L17 170L18 171H20L23 167H25L26 166V164H23V162H25V161H27V159H29V157L30 156H28L27 157V159L25 158V160H23L21 163H20V158L22 157V154L19 152V154H17L15 157H13V156H11V155H13L14 154V152L12 151V150H14V146H15V144H17L18 143V139H20L21 137H23L24 135H26L27 134V132L32 128V127H30V124H32L33 122H35L36 120H37V128L35 127V129H36V131L34 132V136H32L33 138L35 137V139H33L32 137L28 140V141H31V143L32 142H36L37 143V141H35V140H37V137H36V133L38 132L39 133V130L42 128V126L43 125H45V124H47V123H49L51 120H55V121H59V122H56V123H54V127L52 126V128H49V130H48V132L46 133V135L47 136H49L48 134H52V133H55V131L57 132V130H61L62 132H64V131H67L68 130V128L70 129V128H73V127H79V125H81V127H79L78 128V133H76L75 134V136L76 137H74L75 139H79V137L80 136H82L84 133H86L87 131H88V138H85L84 140H82V142H78V143H80V146H79V144H76L75 146L77 147V145H78V149L76 148L75 150L76 151H73L72 152V154H73V156H72V154H71V156L73 157V160L74 159H77L79 156H80V151H81V153L84 151V149L87 151H91V152H87V154L88 153H90L88 156H86V158H85V161H84V164H83V166L82 165H80V168H79V170L80 169H84V168H87V170H86V172H88V173H86L87 175H84V177H85V179L87 180V182H85V184H82V186L80 185V187H79V185L78 186H76L75 188H77L79 191L80 190H83L84 189V187H87V185H89L90 183H92L93 182V179L95 180V178H97L100 174L102 175H107V176H109L108 178L109 179H113V178H115V176H119L120 175V180L123 182L124 181V183H125V186L126 187H123L122 188V190H120L121 188L120 187H117L116 189H114V190H112V191H110V193H106V190L105 189H107V188H103V190L100 188V189H98L97 190V192H101V194H97V192L95 193V195H93V198L92 197H89V199H85V200H81V201H79L78 203H81V204H76V210H75V212H73L72 214H71V217H75L77 214H78V212H81V211H83V209H86V210H89L90 211V209H91V212H93L92 213V216L90 217V218H94V217H96L98 214H101L102 212H105L106 210L108 211V209L109 210H111V209H113L114 211H112V213H111V216H112V219H111V221H113V218L114 219H117V218H120L121 220H119V221H114V222H110L109 224H107V225H109V228H111L112 227V225H114L115 224V222H116V224L117 223H119V222H121V221H123V220H128V219H130L131 217H133V216H138L139 214H142V215H140V216H138V218L136 217H133L132 219V221L131 222H129L131 225H133V226H135V225H139L140 223H142L143 221H145V220H148V219H151L152 217H154V216H159V218L161 217V218H164L165 216V218H167V217H169V215L171 214V215H174L173 217H172V219H174V220H177V219H179V217L181 218L185 213H182V212H180V213H182V214H180V213H178L177 211H179V210H177V211H174L173 209L172 210H170L168 207L171 205L170 203L171 202H173V201H175L176 199H179L180 201L179 202H184L185 204H183V207H184V209L186 208V210H185V212H188V211H190V213L193 211H196L197 209H195V208H198L199 209V207H201L204 203H201L202 202V199L204 198V195H206L207 193H208V191L210 192V193H213L214 191V185H213V181L217 178V176H218V178H222V179H225V184L223 185L224 186V188L222 189V190H219L217 193H215V197H218L219 199L217 200L218 202H215V204L217 205V203L218 204H223L224 202H226V195H227V197H231L232 195L234 196H240V195H242L241 193H244V191H247V190H254V189H256V187L257 188H259V192H258V195L256 194L254 197H256L255 199L256 200H252L253 198H249L250 200H248V203H249V201L250 202H252L253 204V206H251L250 204L251 203H249V205H250V207L248 208V209H253V210H257V208H255V206H257V205H259L260 203H262L264 200H263V198H264V185L262 184V182L264 181V164H262V163H264V156L262 157V155H260V153L259 152H256V151H258V150H255V149H250V151L251 150H254V151H252V153L249 151V152H247V153H244V155H241V156H243V157H241V159L237 156V157H232V155L231 154H235V153H237L238 152V150H237V145H238V142L236 141V139H234V137L233 138H230L229 137V131H228V133H223V135H220V137L217 139V143L219 144V145H223L224 146V149H223V151H222V149H221V151L220 152H218V155L219 156H217V160H216V158L211 162L212 164H208V166H206V168L207 169H209V171H213L214 173H212V175H211V178L213 179V180H211V178L210 177H208V179L210 180L209 181V183L207 184V185H205V186H203V188H205V189H203V188H200V186L202 185V181H204V179H203V174L205 173V171H208L206 168L204 169V168H202V170L200 169L199 170V167H201L202 165H203V163H201L202 162V160L201 159H197L198 161H194V165H192V163L189 165L190 167H191V165H192V170H190L191 168L189 167V166H187L188 168L187 169H185L183 172H181V173H178V174H176V175H174V176H172L173 178H176V180L174 179V184H172V185H170V186H167L166 185V179H167V177H168V174H170V173H175V171L174 170H171V171H168V172H166L168 169H169V167H168V165H166V161L165 160H163L162 162H160V164H158V165H160V166H157L154 170H151V172H149L150 171V169H151V166H153V164H154V162H155V158H156V156H154V155H157L156 154V152H158V151H160L161 149H159L160 147H161V145L163 146L164 145V143L163 142H159L158 143V141L157 140H155V139H157L156 137L154 138V145H156L155 147V149L153 148V149H151V151H153V152H148L147 154H148V157H147V154H146V160L145 159H143L142 161H143V163H142V161H141V163L142 164H139L138 165V162H137V156L139 155V154H141V150H143V148L145 147V145H146V143L150 140L149 138H147V140H146V136L149 134V133H151L152 134V132H154V130H156L157 128H158V130H156L155 132H162L164 129H166L167 127H168V125H170V123H172V121H175L176 119H179V118H181V117H183V119L181 120V122L178 124L179 126H177L176 128H175V131H179V130H181V128L182 127H185L186 125H190V127H191V125H192V127L194 126V128L196 127V126H200V125H202V123L204 124V122L205 121H203V118L204 119H206L205 117H207L208 116V114H204L203 115V113L205 112V109L207 110V109H210V111L211 112H214V110L216 109L218 112H216V110H215V112H214V114L216 115H214L213 114V116H215V118H214V120L212 121L211 120V118H210V123H208V124H206V125H208L207 127H206V130L207 129H209V128H214V131H219V129L220 130H222L223 129V127H224V125L223 124H225V123H227V121H228V119L230 118V113L229 112H231V111H233L232 109H234L233 107H234V105H232V104H235V102L237 101V102H241V103H239V104H235V105H240V104H242V103H244V102H246V104H245V106L247 107V108H245V106L242 108V110H243V115H245V114H247L248 112L250 113L252 110H254L255 111V109H256V107H254V105L252 104V101H249L247 98V96H250V100H253L254 98H256L257 99V97L259 96V95H261V98H260V96H259V99H262V97H264V94H260V89L262 90L261 91V93H264L263 92V90H264V85H263V83H264V81L262 82V80L264 79V63H261V65H260V63L259 64H257V65H259L260 67H256L255 68V70L254 69H250V68H252V67H250L249 68V70L248 71H250L248 74V76H247V72H246V70H244L245 71V73H244V71L242 72V70L240 69V68H238V69H234L233 68V66H232V64L233 63H238V61L236 62L235 60H238L239 59V56H237V57H234V55L232 54H230L229 56H230V58H229V56H225V57H223V56H220V55H223L224 53H223V50H221L222 48H218L219 50V53H215V54H213V55H215V56H211L212 58L214 57V59H212L211 57V59L213 60V61H211L210 60V58L208 59V61H206L205 62V64H204V62L202 61L201 62V60L199 61V59L197 58V56H195V60H193L192 58H190L191 57V54H190V56H189V53H183L182 52V49H179L180 47V45H182V44H184V41H182L181 43H177L175 46H174V48L176 49V48H178L179 50H181V52L179 51L178 52V49H177V51L175 52V54L173 53V50L174 49H171V50H168V53H170V51H171V53L173 54L172 56H173V59L170 61V59L169 58H167L168 57V53L166 52V50H167V48L165 47V45H164V43H165V41H167L168 39L166 38V36H167V34L168 33H166V31H165V34H164V32L163 33H161V36L163 37V36H165V37H163V38H161V39H164V40H161L160 41V43H161V45L159 46H153L154 44H146V46H148L149 45V47H150V45H151V48H149L150 49V51L151 52H153L154 51V49H155V51L157 50V54L159 55L158 56V60H154L153 61V63H152V60L153 59H149V58H147V59H145L144 58V55H143V52H145L144 51V48L146 47V46H144L145 44H143V40L140 42L139 41V43L137 44V47H135V48H133V49H130L129 50V52H128V50H121L122 48H121V46L120 45H122V43H116L115 41H117V39H118V37H115V38H117L116 40H114V42L116 43V45H115V43L114 44H112V45H110V47L108 48V47H105L103 50L101 49L100 51H97V52H94L95 50H97V48H100V43H101V41H102V39L103 38H101V40H100V38L98 37V35L100 36V34H102L103 32H105L106 30V28H105V23H106V21L105 22H102L101 24H103V25H96V21H95V18H92V21L91 22H89L88 24H86V26H82V28L79 26V21L77 20L79 17H80V15L82 16V17H84L85 15H88V14H90L91 12H94V11H96V13H98V9L100 10V7H101V4H99V5H96L95 7H93V8H90L87 4H89L90 3V1L91 0H78ZM44 2V3H43ZM8 5V2L5 0L4 1V3H2L1 5L2 6H4V9L2 10V8H1V14L4 16L5 15V11H6V9L9 7V5L6 7V4ZM86 3V4H85ZM64 4V5H63ZM87 5V7H85V5ZM25 5V6H24ZM27 5L29 6L28 8H27ZM44 5V6H43ZM49 5V6H48ZM128 4H125V5H123L122 7H124V6H126V7H128L127 6ZM32 6V7H31ZM38 8H37V7ZM40 6H42L43 8H41ZM46 6V7H45ZM65 6V7H64ZM82 6H80V7H82ZM54 7V6H53ZM62 7V8H61ZM126 7H124V8H126ZM31 8V9H30ZM40 8V9H39ZM64 8V9H63ZM87 8V9H86ZM94 8H96V9H94ZM38 9V10H37ZM93 11H92V10ZM18 11H19V13H18ZM52 11V12H51ZM4 12V13H3ZM22 12L24 13V14H22ZM25 12H27V13H25ZM151 12V11H150ZM34 13V14H33ZM43 13V14H42ZM45 13V14H44ZM149 13V12H148ZM18 14H20V15H18ZM39 14V15H38ZM77 14V15H76ZM84 14V15H83ZM100 14V13H99ZM151 15H153L152 14V12L150 13ZM2 15H0L1 17H0V22L2 21V22H6V20H4V18L6 17V16H4V18H2ZM43 15V16H42ZM32 16H34L33 17V19H32ZM65 16V17H64ZM70 16V17H69ZM79 16V17H78ZM28 17H31V18H28ZM45 17H47V18H45ZM70 19H69V18ZM75 17V19H71V18H74ZM77 17V18H76ZM81 17V18H82ZM25 18V19H24ZM48 18H49V20H48ZM62 18V19H61ZM63 18H64V20H63ZM182 17L180 16V18L178 17V18H176V20H179V19H181ZM4 21H3V20ZM34 21H32V20ZM42 20H43V22H42ZM70 20V21H69ZM142 22H141V21ZM174 20L175 19H173V22H172V20H171V22H169V24H168V31L172 28V30L171 31H173V30H175V28H177L181 23H182V21L183 20H180V21H178V22H180V23H178V22H176V20H175V22H174ZM72 21H74L73 23H72ZM95 21V22H94ZM194 21H195V19H194ZM197 21V23H196V25H194V27L196 28V26L200 23L198 20H196ZM195 21V22H196ZM27 23V28H26V30L25 31H21V25H23V23ZM31 22V23H30ZM57 22H58V24H57ZM78 22V24H76V23ZM92 22H94V23H92ZM138 22V23H137ZM139 22L142 24H139ZM184 22V21H183ZM199 22V23H198ZM28 23H30V24H28ZM63 23V24H62ZM135 27H137L138 25L137 24H139V25H141V26H138L135 30H134V33L131 31V36H132V38H134V39H136V37H138L139 35H137V34H140V33H142L141 32V30H143V32H144V27H146L147 28V25L146 24H144L145 22H144V20L142 19V18H139V19H137V21H135ZM174 23V24H173ZM176 23V24H175ZM21 24V25H20ZM43 24V25H42ZM69 24V25H68ZM178 24V25H177ZM201 24H202V22H201ZM204 24V23H203ZM202 24V25H203ZM29 25V26H28ZM42 25V26H41ZM45 25V26H44ZM75 25H76V27H75ZM144 25V26H143ZM146 25V26H145ZM176 25H177V27H176ZM200 25V24H199ZM198 25V26H199ZM41 26V27H40ZM64 26V27H63ZM90 26V27H89ZM101 26V27H100ZM133 26V27H134ZM142 26H143V28H142ZM170 26V27H169ZM172 26H175V27H172ZM197 26V27H198ZM57 27V28H58ZM94 27H96V28H94ZM139 27H141V30H137V29H140ZM194 27H193V29H194ZM37 28V29H38ZM91 28V29H90ZM103 28V29H102ZM146 28H145V32H146ZM205 28V27H204ZM93 29V30H92ZM98 29V30H97ZM46 32H45V31ZM92 30V31H91ZM38 31H39V29H38ZM89 31V32H88ZM128 30H126V32H127ZM167 31V32H168ZM189 31V32H188ZM187 31V33H189L190 34V32H191V34H190V38L189 39H191L192 38V34H193V30H188ZM88 32V33H87ZM91 32V33H90ZM63 33V34H62ZM90 33V34H89ZM106 33V32H105ZM133 33V34H132ZM137 33V34H136ZM172 33V32H171ZM135 34V35H134ZM145 34V33H144ZM188 34V35H189ZM58 35V36H57ZM60 35H66L67 37H66V39L64 40L65 41V43L64 42H58L59 40H60V38H61V36ZM106 35V36H105ZM137 35V36H136ZM60 36V37H59ZM96 36V37H95ZM135 36V37H134ZM141 36H145V35H143V33L142 34H140V36L139 37H141ZM23 37V38H22ZM106 37H108V35H107V33L106 34H104V38H106ZM168 37V36H167ZM44 38V39H43ZM94 38H95V40H94ZM98 38V39H97ZM59 39V40H58ZM68 39V40H67ZM15 40H16V43L17 44H15ZM92 41V42H91ZM95 41V42H94ZM163 41V42H162ZM19 42V43H18ZM58 42V43H57ZM186 43L188 42L187 40L185 41ZM142 43V44H141ZM159 43V44H160ZM92 44V45H91ZM62 45V46H61ZM103 45H105V44H103L102 43V46ZM139 45H140V47H139ZM164 45V46H163ZM142 46V47H141ZM163 46V47H162ZM212 46V45H211ZM29 49H28V48ZM26 48H25V53H23V56L20 58V62H24L26 59H28V57H30V56H32V53H33V51H32V49L33 48H35V47H33V43H31V44H29V46H27ZM61 47L63 48L64 47V49L62 50L61 49ZM118 47V48H117ZM152 47H154V48H152ZM156 47H157V49H156ZM161 47L162 49L161 50H159V48ZM165 47V48H164ZM56 48V49H55ZM75 48V49H74ZM114 48V49H113ZM140 48H142V49H140ZM31 49V50H30ZM60 49V50H59ZM135 49H137L138 50V52H137V50H135ZM149 49H147V47L145 48V50H149ZM163 49L165 50V52L163 51ZM26 50H27V52H26ZM29 50V51H28ZM33 50H35V49H33ZM56 50V51H55ZM57 50H58V53L56 54L55 52H57ZM80 50V51H79ZM132 50H134L133 52H132ZM153 50V51H152ZM159 50V51H158ZM61 51V52H60ZM113 53H112V52ZM122 51V52H121ZM126 53H125V52ZM136 51V52H135ZM139 51H143V52H139ZM155 51H154V53H155ZM11 52V53H12ZM74 52V53H73ZM121 52V53H120ZM128 52V53H127ZM159 52L161 53V54H159ZM178 52V53H177ZM55 53V54H54ZM61 53V54H60ZM126 54V56H125V54ZM129 53H131V54H129ZM140 53V54H139ZM155 53V54H156ZM162 53H165V55L163 54L162 55ZM222 53V54H221ZM96 54V55H95ZM124 54V55H123ZM129 54V55H128ZM141 54L143 55L142 56V58H143V60H142V58H141ZM168 54V55H167ZM176 54H178L179 55V57H178V55H176ZM182 54V55H181ZM217 54H219V55H217ZM69 55V56H68ZM116 57H115V56ZM118 55V56H117ZM120 55V56H119ZM138 55V56H137ZM160 55L161 56H163V57H160ZM177 56V59L179 60V61H177V59H176V56ZM181 55V56H180ZM184 55V56H183ZM242 55L243 54H241V56H240V58H242ZM74 56V57H73ZM100 56H101V58H100ZM114 56V57H113ZM122 56V59L120 58ZM129 56H130V59H128L129 58ZM132 56V57H131ZM165 56H167V57H165ZM175 56V57H174ZM217 56H218V58H217ZM232 56V57H231ZM11 57V58H10ZM12 57H15L14 56V54H12V56H9V58L5 61V64H3V65H1L0 66V68L2 69L1 71V74H0V81H2V80H5V79H8L9 78V73L11 74L12 73V70L10 69V67L12 68V66H14V65H16V64H14V58H12ZM73 57V58H72ZM117 57H119V58H117ZM126 57V58H125ZM181 57H184V58H182V62H180V59H181ZM187 57V58H186ZM189 57V58H188ZM38 58V59H37ZM113 60H112V59ZM116 58V59H115ZM132 58H133V60L134 61H136V62H133V60H132ZM161 58V59H160ZM167 58V59H166ZM215 58H217V59H215ZM53 59V60H52ZM120 59V60H119ZM124 59V61L125 62H127V63H129L128 62V60L130 61V63L131 64H127V63H125L124 61H122ZM128 59V60H127ZM137 59H139V60H137ZM188 59V60H187ZM192 59V60H191ZM222 59V60H221ZM229 59V60H228ZM244 59H245V57L243 56V60L241 59V62H240V59H239V63H242V61H244ZM36 60V61H35ZM114 60H116L115 62H117V63H115L114 62ZM132 60V61H131ZM141 60V61H140ZM151 60V61H150ZM173 60L176 62V63H173L172 64V62H173ZM214 60H216V61H214ZM227 62H226V61ZM246 60V59H245ZM39 61V62H38ZM65 61V62H64ZM80 61V62H79ZM150 61V62H149ZM155 61H157V62H155ZM164 61L165 62H167V63H164ZM185 61V62H184ZM211 61V62H210ZM233 61H235V62H233ZM35 62V63H34ZM53 62H54V64H53ZM76 62H79V64L81 65V67L80 68H75V64H76ZM112 62V63H111ZM121 62V63H120ZM133 62V63H132ZM138 62V63H137ZM142 62H143V64H142ZM145 62V63H144ZM164 64V66H162L163 64ZM171 62V63H170ZM198 62V63H197ZM199 62H200V64H199ZM230 62V63H229ZM12 63V64H11ZM83 63H84V65H83ZM114 63V64H113ZM123 63H125V64H123ZM137 64V66L135 67V68H137L138 67V65L139 66H141V67H138V69H135L132 65H134V64ZM157 63H159V64H157ZM196 63H197V65H198V69L195 67L194 68V66H197L196 65ZM207 63V64H206ZM212 63V64H211ZM223 63V64H222ZM232 63V64H231ZM127 64V65H126ZM145 64H148V65H146V67H145ZM170 64V65H169ZM186 64V65H185ZM191 64V65H190ZM195 64V65H194ZM204 64V65H203ZM18 65H20L19 63L17 64V66ZM34 65H35V67H34ZM64 65V66H63ZM111 65V66H110ZM120 65H122V67L124 66V65H126L127 66V69L129 68V71L127 70V69H125V67L126 66H124V68H122ZM150 65V66H149ZM157 65V66H156ZM159 65V66H158ZM167 65H169V66H167ZM178 65V66H177ZM186 67H185V66ZM201 65H203V66H201ZM209 65V66H208ZM225 65V66H224ZM233 65H235V64H233ZM10 66V67H9ZM31 66V67H30ZM45 66V67H44ZM106 66H108V67H106ZM110 66V67H109ZM118 66V67H117ZM129 66V67H128ZM147 66H149V67H147ZM165 66L167 67L165 70H164V68H165ZM171 66H173V68L171 67ZM182 66H184V67H182ZM221 68H220V67ZM223 66V67H222ZM32 67H34L33 68V70H35V71H33V77L31 76L28 80H26L25 82H23L22 83V81L20 80V78H21V73L22 74H24V71L25 72H27V71H29L28 69H30V68H32ZM103 67H105L104 69H103ZM145 67V68H144ZM152 68V70H151V68ZM155 69H154V68ZM159 67H161L160 69H162V70H160L159 69ZM164 67V68H163ZM177 67V68H176ZM203 67V68H202ZM228 67V68H227ZM232 67V68H231ZM6 68V69H5ZM42 68V69H41ZM59 68V69H58ZM73 68H75V69H73ZM120 68H122V69H120ZM133 70H131V69ZM149 68V69H148ZM157 68V69H156ZM170 68H172V69H170ZM181 70H180V69ZM196 69L197 71H195L194 73H193V71L194 70H192V69ZM199 68H200V70H199ZM210 68V69H209ZM10 69V70H9ZM144 69V70H143ZM148 71H147V70ZM159 69V70H158ZM169 69V70H168ZM214 69V70H213ZM220 69V70H219ZM225 69V70H224ZM236 70V71H233V70ZM260 69V70H259ZM37 70V71H36ZM43 70V71H42ZM55 71L56 72V76L54 75V78L52 79V82L50 81V83H49V86H47V87H45L44 88V90H42L41 91V95H40V97H39V100H38V102L39 101H42L43 99H45L46 97H48V99L46 100L47 102H45V104H47L46 106H45V108L44 109H47V110H45L44 111V109L42 110L43 112L42 113H39V112H34V113H32V114H30L29 115V119L27 118V120H26V122H25V125L19 130L18 129V126H19V122L21 121L20 119L22 118L21 116V118L19 117V118H17V120H15L14 122H12L13 120H12V118H11V114H10V112H12L13 110H15L14 109V107L15 108H17V107H19V109L20 110H25V109H27V108H29L27 105H25V102H26V100H27V98L29 97V95L27 94L28 92H30V87H32V85L33 86H39L41 83H40V80L42 79V77H44V76H46L47 75V72L49 71V72H51V71ZM72 70V71H71ZM121 70V71H120ZM124 70V71H123ZM158 72H157V71ZM166 70H167V72H166ZM180 70V71H179ZM187 70V71H186ZM213 70V72H211ZM218 72H217V71ZM229 70V71H228ZM254 70V71H253ZM258 70V71H257ZM150 71H153V72H150ZM160 71V72H159ZM162 71V72H161ZM164 71V72H163ZM172 71H174V73L172 72ZM182 71V72H181ZM184 71H185V73H184ZM239 71V72H238ZM256 71V72H255ZM39 72H40V74H39ZM74 72V73H73ZM139 72H141V73H139ZM149 72H150V74H149ZM156 72V73H155ZM229 72V73H228ZM238 72V73H237ZM241 72V73H240ZM259 72V73H258ZM71 73V74H70ZM73 73V74H72ZM113 73H114V75H113ZM133 73V74H132ZM135 73V74H134ZM142 73H143V76H141L142 75ZM157 75H155V74ZM158 73H161V74H158ZM181 73L184 75H181ZM188 75H187V74ZM190 73H192L191 75H190ZM204 73V74H203ZM253 75H251V74ZM76 74V75H75ZM144 74H146V75H144ZM154 76H153V75ZM163 74V75H162ZM176 74V75H175ZM211 74H213L212 76H211ZM232 74H234V76L237 74V78H234V76L232 75ZM239 74H241V75H239ZM243 74V75H242ZM245 74V75H244ZM255 74V75H254ZM258 74V75H257ZM20 75V76H19ZM35 75V76H34ZM39 75V76H38ZM70 75V76H69ZM74 75V76H73ZM149 75H150V81L147 79V77L149 78ZM153 77H152V76ZM196 75V76H195ZM257 75V76H256ZM67 76V77H66ZM69 76V77H68ZM144 76L146 77V78H144ZM182 79H185V80H181L179 77ZM186 76V77H185ZM215 76V77H214ZM241 77V78H239V77ZM258 77V78H256V77ZM8 77V78H7ZM41 77V78H40ZM64 77V78H63ZM116 79H115V78ZM133 77H134V79H133ZM155 77V78H154ZM178 77V78H177ZM191 78V80L192 81H190V79L189 78ZM217 77V78H216ZM245 77V78H244ZM253 77V78H252ZM105 78V79H104ZM132 78V79H131ZM172 78V79H171ZM193 78V79H192ZM227 78H229V79H227ZM230 78H232V79H230ZM235 80H234V79ZM238 78L241 80V81H239L238 80ZM248 78V79H247ZM249 78H251L253 81H250L249 80ZM62 79V80H61ZM140 79V80H139ZM153 79V80H152ZM156 79V80H155ZM158 79V80H157ZM180 79V80H179ZM198 79V80H197ZM223 79V80H222ZM239 81H237V80ZM255 79V80H254ZM260 79V80H259ZM32 80V81H31ZM43 80V79H42ZM42 80H41V82H42ZM59 80H61L62 82H64V83H62L61 81L59 82ZM138 80V81H137ZM167 80H168V82H167ZM221 80V81H220ZM235 84H232V82ZM250 81V82H248V81ZM19 81V82H18ZM57 81V82H56ZM104 81V82H103ZM145 81V82H144ZM158 81V82H157ZM190 81V82H189ZM194 81V82H193ZM200 81V82H199ZM225 81H226V83H225ZM235 81H237V82H235ZM244 81H245V83H244ZM254 81H255V83H256V81H257V83L256 84H254ZM261 83H259V82ZM32 82H33V84H32ZM76 82V83H75ZM78 82V83H77ZM126 82V83H125ZM141 82H143V83H141ZM163 82V83H162ZM165 82H167V83H165ZM179 82H181L182 83V85H181V83H179ZM183 82H184V84H183ZM199 82V83H198ZM216 82V83H215ZM218 82V83H217ZM224 82V83H223ZM241 82L243 83V84H241ZM20 83V84H19ZM28 83V84H27ZM38 83H40V84H38ZM57 83V84H56ZM67 83V84H66ZM109 83V84H108ZM157 83V84H156ZM229 83V84H228ZM247 83V84H246ZM250 83V84H249ZM252 83H253V86H257V87H259V86H261V88L259 87V89L257 88V91L255 90L256 88H254L253 86H251L252 85ZM19 85V86H17V85ZM35 84V85H34ZM75 84V85H74ZM116 84V85H115ZM138 84V85H137ZM157 86H156V85ZM162 84V85H161ZM169 84V85H168ZM220 84H221V86H220ZM225 84L227 85V88H226V86H225ZM245 84V85H244ZM260 84V85H259ZM17 87H16V86ZM57 85H60L59 86V90L57 89L56 90V87H57ZM62 85V86H61ZM133 85V86H132ZM175 85V86H174ZM188 87H187V86ZM211 85H213V86H211ZM224 85V86H223ZM230 85L233 87V90L235 89V91H233L232 90V87H230ZM237 85V86H236ZM243 85H244V87H243ZM246 85L248 86L247 88H246ZM252 87H250V86ZM72 86V87H71ZM177 86V88H175ZM180 86V87H179ZM199 86V87H198ZM223 86V87H222ZM229 86V87H228ZM238 86H240V87H242V91L240 90L241 88H239ZM130 89H129V88ZM156 87V88H155ZM157 87H159V88H157ZM179 87V88H178ZM191 87V88H190ZM216 87H217V89L219 90H217L216 89ZM221 87V88H220ZM263 87V88H262ZM61 88V89H60ZM72 88V91H70L69 92V94H68V96H67V98L65 99V101L66 102H64L62 105H60V107L58 106V101H59V99H60V97H62L65 93H66V91H67V89L69 90V89H71ZM166 88V89H165ZM174 88V89H173ZM186 88V89H185ZM201 88V89H200ZM203 88V89H202ZM213 88V89H212ZM220 88V89H219ZM224 88V89H223ZM229 91L230 90V88H231V91H230V94L228 95V96H230L232 99H234V101H232V99L229 97L228 99H230V100H228L227 102L228 103H217L218 104V106L219 107H217V104L215 103V99H218V98H216L217 97V94L218 93H216V91L217 92H222L223 90L224 91H226V89ZM238 90H237V89ZM253 89V90H251V89ZM15 89H17L18 90V92L16 93L15 91H17V90H15ZM156 89V90H155ZM164 89V90H163ZM193 89V90H192ZM208 89V90H207ZM212 89V90H211ZM251 91H249V90ZM154 90V91H153ZM177 90V91H176ZM191 90H192V92H191ZM214 90V91H213ZM222 90V91H221ZM245 90V91H244ZM248 90V91H247ZM36 92V91H38V88L37 89H35V90H33L32 92ZM55 91V92H54ZM162 91V92H161ZM191 93V94H189V92ZM210 91H211V93L213 92V93H215V95L213 96V94H209L210 93ZM236 91L239 93V91L241 92V93H239V95H240V97H237L238 95V93H236ZM255 93H253V92ZM54 92V93H53ZM120 92V93H119ZM128 92V93H127ZM133 92V93H132ZM153 92V93H152ZM243 92H245V94L243 93ZM247 92V93H246ZM249 92V93H248ZM12 93H14V94H12ZM18 93H20V94H22V95H20V94H18ZM79 93V94H78ZM130 93H131V97H130ZM149 93V94H148ZM177 93H178V97H177ZM181 93V94H180ZM195 95H194V94ZM198 93H201L200 94V97L202 98L203 97V95H205L204 97H205V102H204V100H203V98L202 99H200L199 98V94ZM203 93V94H202ZM235 93V94H234ZM250 93L252 94V95H250ZM258 93V96L256 95ZM17 94V95H16ZM51 94V96L49 97V95ZM120 94V95H119ZM161 94V95H160ZM208 94V95H207ZM232 94L233 95H235L237 98H234L233 96H232ZM243 95V97H242V95ZM246 94H248L247 96H246ZM254 94V95H253ZM20 95V96H19ZM117 97H116V96ZM172 95V96H171ZM190 95H193V97H191L190 98ZM98 96V97H97ZM175 96H176V98H178L179 99V101H176V99H175ZM212 96V97H211ZM216 96V97H215ZM245 96V97H244ZM10 97V98H9ZM75 97V98H74ZM172 97V98H171ZM182 97V98H181ZM186 97V98H185ZM188 97L190 98L189 100H188ZM247 97V98H246ZM52 98V99H51ZM92 98H94L93 100H92ZM122 98V99H121ZM124 98V99H123ZM160 98H161V100H160ZM168 98H170L169 100L170 101H172L173 103H170V101L168 100L167 101V99ZM199 100H198V99ZM240 100H239V99ZM253 98V99H252ZM20 101H19V100ZM42 99V100H41ZM67 99H68V101H67ZM103 99V100H102ZM115 99V100H114ZM173 99H175V100H173ZM177 99V100H178ZM185 99V100H184ZM246 99V100H245ZM48 100H50V101H48ZM81 100V101H80ZM192 100V101H191ZM214 100V103H215V106H214V103L212 102ZM255 100V99H254ZM253 100V103L255 102ZM258 100V99H257ZM6 101V102H5ZM9 101V102H8ZM19 101V102H18ZM77 101V103H75L74 105L75 106H71V104L73 103V102H76ZM165 101V102H164ZM176 101V102H175ZM186 101V102H185ZM16 102H18V103H20V104H17ZM24 102V103H23ZM93 102V103H92ZM164 102V103H163ZM179 102V103H178ZM203 102V103H202ZM224 102H226V101H224ZM234 102V103H233ZM10 103V104H9ZM15 104V105H11V104ZM148 103V104H147ZM186 103H188V105H186ZM194 103H196V105L194 104ZM203 105H201V104ZM206 105H205V104ZM209 103V104H208ZM211 103V104H210ZM232 103V104H231ZM249 103H251V104H249ZM96 104V105H95ZM108 104V105H107ZM137 104V105H136ZM169 104V105H168ZM198 104V105H197ZM200 104V105H199ZM220 104H221V106H220ZM230 105V107H231V109L230 108H228L229 107V105ZM6 105V106H5ZM11 105V106H10ZM17 105V106H16ZM22 105V107H20ZM124 105V106H123ZM142 105V106H141ZM164 105V106H163ZM183 105V106H182ZM185 105V106H184ZM205 105V106H204ZM224 105V106H223ZM226 105V106H225ZM250 105V106H249ZM25 106V107H24ZM33 106V105H32ZM71 106V107H70ZM132 106V107H131ZM182 108H180V107ZM200 106H202V107H200ZM210 106V107H209ZM214 107V110H213V108L212 107ZM252 106V107H251ZM2 107V108H1ZM71 109H70V108ZM101 107V108H100ZM109 107V108H108ZM137 107V108H136ZM149 107V108H148ZM158 107V108H157ZM187 107H190V109L189 108H187ZM198 107V109H196ZM203 107H205V108H203ZM207 107V108H206ZM209 107V108H208ZM216 107V108H215ZM225 107H227L228 108V114L226 113V109H225ZM22 108V109H21ZM69 108V109H68ZM155 108V109H154ZM185 108V109H184ZM194 108V109H193ZM201 108V109H200ZM211 108H212V110H211ZM219 108V109H218ZM222 108V109H221ZM251 108H252V110H251ZM255 108V109H254ZM64 109V110H63ZM68 110V112L63 116V117H61L60 119H57V116H59V115H61L65 110ZM124 109V110H123ZM151 109V110H150ZM189 109V110H188ZM224 109V110H223ZM248 109V111H246ZM7 110H8V112H7ZM104 110H106V111H104ZM109 110V111H108ZM201 110H204L203 112H201ZM219 110H222V111H224V112H222V111H220V113H219ZM184 111V112H183ZM254 111H252V112H254ZM104 112H105V114H104ZM159 112V113H158ZM183 112V113H182ZM192 112V113H191ZM210 112V113H211ZM246 112V113H245ZM57 113V114H56ZM79 113V114H78ZM132 113V114H131ZM161 113V114H160ZM209 113V114H210ZM218 113V114H217ZM9 114V115H8ZM39 114V115H38ZM166 114V115H165ZM187 115V116H185V115ZM193 114V115H192ZM34 115V116H33ZM48 115V116H47ZM78 115V116H77ZM81 115V116H80ZM248 115V114H247ZM246 115V116H247ZM250 115V114H249ZM248 115V116H249ZM53 116V117H52ZM72 116V117H71ZM100 116H102V117H100ZM117 116V117H116ZM133 116V117H132ZM138 116V117H137ZM160 116H161V118H160ZM188 117V119H186L185 117ZM190 116H192V117H190ZM213 116H212V118H213ZM75 117V118H74ZM96 117H97V119H96ZM100 117V118H99ZM106 117V118H105ZM113 117V118H112ZM141 117V118H140ZM145 117V118H144ZM157 117V118H156ZM163 117V118H162ZM218 117V118H217ZM220 117V118H219ZM241 117H242V115H241ZM5 118V119H4ZM7 118V119H6ZM38 118V119H37ZM54 118H56V119H54ZM133 120H132V119ZM143 118V120L144 121H142V120H139V119H142ZM195 118V119H194ZM228 118V119H227ZM50 119V120H49ZM73 119H76V120H73ZM86 119H87V122H85L86 121ZM88 119H90V120H88ZM95 119V120H94ZM103 119V120H102ZM108 119H110V120H108ZM148 119V120H147ZM153 119H156V120H153ZM39 120V121H38ZM71 120H73V124H71V125H68V123L71 121ZM115 120V121H114ZM132 120V121H131ZM172 120V121H171ZM188 120V121H187ZM190 120V121H189ZM195 120V121H194ZM227 120V121H226ZM104 121H109L108 122V124H107V122H106V124L105 125H103L104 123ZM111 121H113V122H115V123H113V122H111ZM138 121V122H137ZM152 121V122H151ZM156 121V122H155ZM182 121H184V122H182ZM243 121H246V119L245 118H243ZM264 121V120H263ZM129 122H131V124H128ZM198 122L200 123V124H198ZM215 122V123H214ZM223 122V123H222ZM103 123V124H102ZM110 123V124H109ZM126 123V124H125ZM135 125H134V124ZM151 123V125L153 126V124H155V123H158L157 124V128H155L156 127V124L153 126V128L149 125V124ZM153 123V124H152ZM185 125H184V124ZM193 123V124H192ZM213 123V124H212ZM56 124V125H55ZM96 124V125H95ZM120 124V125H119ZM128 124V125H127ZM147 124H148V127H151L153 130L152 131H150L149 130V128L147 127ZM167 124V125H166ZM196 124V125H195ZM198 124V125H197ZM95 125V126H94ZM126 125V126H125ZM130 125V126H129ZM136 125H137V127H136ZM159 125V126H158ZM211 125V126H210ZM218 125V126H217ZM65 126V127H64ZM121 126V127H120ZM216 126V127H215ZM5 127V128H4ZM106 127V128H105ZM132 127V129L133 128H136V130H133L132 132H133V136L134 135H137V134H135L136 133V131H137V133L138 132H142V133H144V131H145V133H144V135L145 134H147V135H145V137L144 136H141L140 138H137L138 140H136V142H135V140H134V142L136 143H132V144H128V143H130V138H126V137H128V135L126 134V132L127 131H129V129ZM143 127V128H142ZM209 127V128H208ZM219 127V128H218ZM40 128V129H39ZM92 130H91V129ZM100 128V129H99ZM102 128H104V129H102ZM139 128L141 129V130H143V131H141V130H139ZM149 130H147V129ZM162 130H161V129ZM164 128V129H163ZM193 128V129H194ZM218 130H217V129ZM81 129V130H80ZM96 129H97V131H96ZM179 129V130H178ZM192 129V130H193ZM20 131L18 134H17V136H15L14 138H12V140H7V137H8V139H9V137H12L13 135H15L16 134V131ZM111 130V131H110ZM160 130V131H159ZM234 131L236 130V129H233ZM233 130H230V131H233ZM6 131H8V132H6ZM108 131V132H107ZM204 131H205V128H204ZM50 132V133H49ZM62 132H60L61 134H62ZM83 132V133H82ZM92 132V133H91ZM12 133V134H11ZM37 133V134H38ZM119 133V134H118ZM20 134V135H19ZM82 134V135H81ZM92 136H91V135ZM126 134V135H125ZM126 137H125V136ZM132 135H131V137H132ZM228 135V136H227ZM77 136H78V138H77ZM90 136V137H89ZM117 136V137H116ZM130 136V135H129ZM222 136V137H221ZM225 136V137H224ZM227 136V137H226ZM6 137V138H5ZM60 137V136H59ZM121 137H123V138H121ZM18 138V139H17ZM92 138V139H91ZM95 138V139H94ZM101 140H100V139ZM109 138H111V139H109ZM34 140V141H32V140ZM105 139H106V141H105ZM118 139V140H117ZM124 139V140H123ZM141 139V140H140ZM185 139V138H184ZM183 138L182 139H180V140H177L176 142H174L172 145L174 146H172L169 150H168V154H170V153H172V154H174L175 155V153H176V151H177V149L178 148H180V149H183V144H184V142H185V140H184ZM201 139V140H200ZM223 139H224V142H223ZM234 139V140H233ZM72 140H73V138H72ZM100 140V141H99ZM117 140V141H116ZM127 140H130V141H127ZM143 140V141H142ZM183 140V141H182ZM204 141V139H202V137L201 138H198L197 140H195L196 142H200V141ZM218 140H220L221 141V144H220V142L218 141ZM231 140V141H230ZM233 140V141H232ZM11 141V142H10ZM87 141V142H86ZM96 141L98 142H100V144H99V142L98 143H96ZM103 141V142H102ZM105 141V142H104ZM119 141V142H118ZM138 141V142H137ZM195 141H193V142H195ZM236 143H235V142ZM39 142H41V141H38V145H39ZM85 142V143H84ZM107 142V143H106ZM109 142V143H108ZM116 142V143H115ZM5 143V144H4ZM6 143H9V147L7 148V149H4V146L3 145H6ZM42 143V142H41ZM94 143H96L97 145V147H95L94 145H92V144H94ZM157 143V144H156ZM160 143H161V145H160ZM177 143V144H176ZM232 144V148H230L231 147V144ZM64 144V143H63ZM66 142H65V144L63 145V147H66ZM103 144V145H102ZM128 144V145H127ZM193 144V143H192ZM192 144H190V145H192ZM237 144V145H236ZM37 145V146H38ZM189 144L187 145L188 147H191ZM236 145V146H235ZM39 146H41V145H39ZM72 146V145H71ZM92 146V147H91ZM94 146V147H93ZM104 146V147H103ZM126 146V147H125ZM185 147L184 146V148L186 149V148H188V147ZM229 146V147H228ZM235 146V147H234ZM68 147V146H67ZM89 147V148H88ZM100 147V148H99ZM149 147V146H148ZM225 147H226V149H225ZM90 148H91V150H90ZM121 148V149H120ZM126 148V149H125ZM140 148V149H139ZM142 148V149H141ZM227 148H229V150H227ZM233 148H235L234 150H233ZM93 149V150H92ZM95 149V150H94ZM114 149V150H113ZM120 149V150H119ZM129 149V150H128ZM102 150H104V151H102ZM140 150V151H139ZM144 150H147V149H144ZM156 150H158V151H156ZM174 150V151H173ZM187 150V149H186ZM226 150V151H225ZM237 150V151H236ZM50 151V149H48L47 150V152L46 153H48ZM96 151V152H95ZM230 151V152H229ZM44 152V154L46 155V153ZM60 152H62V150L60 151ZM94 152V153H93ZM110 154H109V153ZM115 152V153H114ZM117 152V153H116ZM125 152V153H124ZM136 152V153H135ZM222 152V153H221ZM223 152L225 153L224 155H223ZM2 153V154H1ZM12 153V154H11ZM75 153V154H74ZM103 154V158H100L99 160H97V158H99V155L98 154ZM159 154L161 153V152H158ZM213 153H215V152H213ZM228 155H227V154ZM258 153V154H257ZM43 154V155H44ZM104 154H105V156H104ZM168 154H166V156H165V158L167 157V160H168ZM10 155V156H9ZM44 155V156H45ZM124 155V156H123ZM125 155H127V156H125ZM129 155V156H128ZM131 155V156H130ZM151 155V156H150ZM220 155H222V156H220ZM251 155V156H250ZM94 156V157H93ZM114 156H115V159H113V160H116V164H117V166L116 165H112V167L110 166H108V167H104V164H106V162H108V157L109 158H111V157H113L114 158ZM154 156V157H153ZM170 156V155H169ZM228 156V157H227ZM231 156V157H230ZM131 157V158H130ZM118 158V159H117ZM120 158V159H119ZM121 158H122V160H121ZM136 158V159H135ZM170 158V157H169ZM221 158V159H220ZM223 158V159H222ZM235 158H239L240 160L238 161L237 159H235ZM246 158H247V160H246ZM19 159V160H18ZM108 159V160H107ZM226 161H225V160ZM229 159V160H228ZM40 159H38L37 161H39ZM47 160H49V159H47ZM47 160L46 159H44V162H47ZM88 160V161H87ZM120 160V161H119ZM217 162H216V161ZM220 160V161H219ZM223 162H222V161ZM231 160V161H230ZM259 162H258V161ZM36 161V162H37ZM97 161V162H96ZM106 161V162H105ZM165 161V162H164ZM224 161H225V163H224ZM234 161V162H233ZM243 161V162H242ZM246 161V162H245ZM90 162V163H89ZM129 162V163H128ZM133 162V163H132ZM198 163V166L196 165L197 163ZM214 162V163H213ZM241 162H242V164H241ZM249 162H251V163H249ZM255 162V163H254ZM95 163V164H94ZM98 163V164H97ZM122 164V166H120L121 164ZM162 163H163V165H162ZM165 163V164H164ZM221 163V165H218V164H220ZM238 163V164H237ZM240 163V164H239ZM14 164V165H13ZM18 164V165H17ZM120 164V165H119ZM202 164V165H201ZM237 164V165H236ZM245 164V165H244ZM248 164V165H247ZM250 164V165H249ZM196 165V167H193V166H195ZM201 165V166H200ZM212 165H214V166H211ZM220 166L221 168L223 167V169H221V168H219L218 166ZM225 165V166H224ZM239 165V166H238ZM252 165H253V167H252ZM15 166V167H14ZM20 166V167H19ZM69 166H71V163L67 166V167H65L63 170H66ZM88 166V167H87ZM96 166V167H95ZM104 168H103V167ZM124 166V167H123ZM143 166V167H142ZM167 166V167H166ZM213 169H211L210 167ZM254 166H256V167H254ZM3 167V168H2ZM17 167V168H16ZM22 167V168H21ZM82 167H84V168H82ZM99 167V168H98ZM140 169H139V168ZM145 167V168H144ZM154 167V166H153ZM152 167V168H153ZM161 168V169H158V168ZM165 167V168H164ZM198 167V168H197ZM216 167H218V168H216ZM228 167V168H227ZM16 169V170H14V169ZM25 168H27L28 169V167H25ZM102 168V169H101ZM133 168V169H132ZM163 168V169H162ZM194 168V169H193ZM225 168V169H224ZM242 168V169H241ZM263 168V169H262ZM109 169H111V170H109ZM113 169V170H112ZM139 169V170H138ZM156 169L159 171H156ZM215 169V170H214ZM220 169H221V171H220ZM227 169V170H226ZM233 171H232V170ZM245 169V170H244ZM259 169V170H258ZM14 170V172L12 173V171ZM90 170V171H89ZM101 170V171H100ZM149 170V171H148ZM164 170V171H163ZM218 170V171H217ZM223 170H224V172L227 174H224V172H223ZM237 170H238V172H237ZM243 170V171H242ZM255 170V171H254ZM6 171V172H5ZM17 171V172H18ZM139 172V173H136V172ZM196 171V172H195ZM208 171V172H209ZM220 171V172H219ZM228 173H227V172ZM235 171V172H234ZM241 171V172H240ZM247 173H246V172ZM258 171H262L261 173L259 172L258 173ZM51 172V170L49 171V173ZM92 172V173H91ZM117 172V173H116ZM130 172V173H129ZM159 173V174H157V175H159V177H160V179H159V177H157L156 179H159V180H157L155 183H153L152 184V187H154V189H152L151 190V194H148L146 197H143V198H141L142 197V195L141 194H139V192H137L139 195H137V193H131L132 191V188H134V189H137V186H139V187H142V186H145V184L147 185L148 183H150L149 181H151L152 179H151V176L154 174V173ZM163 172V173H162ZM164 172H166V173H164ZM170 172V173H169ZM204 172V173H203ZM218 172H219V174H221V175H218ZM222 172V173H221ZM237 172V173H236ZM242 172H244V173H242ZM252 172H254V173H252ZM7 173V174H6ZM22 173H23V175H22ZM27 173V171H23V172H21L20 174H21V176H24L25 174ZM109 173V174H108ZM121 173H122V175H121ZM136 173V174H135ZM142 173V174H141ZM168 173V174H167ZM183 173V174H182ZM216 173H217V175H216ZM90 174V175H89ZM95 174V175H94ZM117 174V175H116ZM145 174L147 175V177L145 176ZM180 174V175H179ZM230 174V175H229ZM236 174V175H235ZM258 174H262L261 176L260 175H258ZM112 175H114V176H112ZM129 175H130V177H129ZM164 175V176H163ZM222 175H224V176H222ZM231 175H233V176H231ZM235 175V176H234ZM254 175V176H253ZM5 176V177H4ZM47 176V175H46ZM48 176H49V174H48ZM88 176H90V177H88ZM128 177V179H130V180H128L126 177ZM138 176H139V178H138ZM144 176V177H143ZM166 176V177H165ZM198 176V177H197ZM202 176V177H201ZM226 176V177H225ZM229 176V177H228ZM232 177V179H231V177ZM238 176V177H237ZM246 176V177H245ZM256 176V177H255ZM95 177V178H94ZM121 177H123V178H121ZM135 177V178H134ZM182 177V178H181ZM190 177V178H189ZM201 177V178H200ZM227 177H228V180H227ZM235 177V178H234ZM242 177H243V179H242ZM254 177V178H253ZM1 178V179H2ZM172 178V179H173ZM200 178V179H199ZM240 180H239V179ZM257 178V179H256ZM1 180V182L3 181L4 182V180ZM109 179L107 180V181H109ZM150 179V180H149ZM194 179H196V180H194ZM207 179V180H208ZM245 179V182H243V180ZM262 179V180H261ZM20 180H22V178L20 179ZM126 180H127V182H126ZM143 180V181H142ZM145 180H147V181H145ZM233 180V181H232ZM234 180H238V181H234ZM256 180V181H255ZM66 181V180H65ZM60 182V179H57V181H56V183H58V184H60L61 186H63V184H65L66 182H68V181H66V182ZM89 181H91V182H89ZM145 181V182H144ZM163 181V182H162ZM178 183H177V182ZM189 181V182H191V181H193V183L191 182V184L189 185V183L188 184H186L187 182ZM201 183H200V182ZM228 181H230V182H228ZM248 181V182H247ZM250 181V182H249ZM261 181V182H260ZM130 182V183H129ZM138 182H140V183H137ZM143 182V183H142ZM198 182V183H197ZM211 182V183H210ZM234 182V183H233ZM238 182V183H237ZM87 183V184H86ZM161 183V184H160ZM196 183V184H195ZM246 183H247V185H246ZM251 183V184H250ZM260 183V184H259ZM35 184V183H34ZM201 184V185H200ZM227 184V185H226ZM230 184V186H228ZM232 184V185H231ZM253 184H255V185H253ZM257 184V185H256ZM31 186L33 185V183L32 184H30ZM60 185L58 186V190L60 189L59 187H60ZM190 187H189V186ZM198 185V186H197ZM211 185V186H210ZM251 185V186H250ZM263 185V186H262ZM31 186H29L28 188H31ZM136 186V187H135ZM191 186H194L193 188L191 187ZM229 188H228V187ZM0 187H1V185H0ZM79 187V188H78ZM83 187V188H82ZM107 187V186H106ZM138 187V188H139ZM168 187V188H167ZM178 187V188H177ZM186 187V188H185ZM231 187V188H230ZM237 187V188H236ZM241 187V188H240ZM251 187V188H250ZM94 188V187H93ZM131 188V189H130ZM162 188V189H161ZM177 188V189H176ZM210 188V189H209ZM213 188V189H212ZM77 189H75V190H77ZM157 189V190H156ZM165 189V190H164ZM186 189V190H185ZM189 189V190H188ZM195 191H194V190ZM199 189V190H198ZM233 189V190H232ZM262 190V192H261V190ZM102 190V191H101ZM118 190H120V191H118ZM130 190V191H129ZM154 190V191H153ZM181 190V191H180ZM201 190H202V192H204L203 194L204 195H201L200 196V194L202 193L201 192ZM229 190V191H228ZM235 190V191H234ZM242 190V191H241ZM244 190V191H243ZM153 191V192H152ZM156 191V192H155ZM185 192V193H183V192ZM189 191V192H188ZM192 191V192H191ZM230 191H231V193H230ZM238 191V192H237ZM102 192H104V193H102ZM195 192H196V195H195ZM198 192V193H197ZM222 192H223V194H222ZM260 192H261V194H260ZM106 193V194H105ZM113 193V194H112ZM117 193V194H116ZM128 193H130V194H128ZM177 193V194H176ZM191 193V194H190ZM210 193H208V194H210ZM97 194V195H96ZM102 194H105V195H103V198L105 199H103V198H101V201L103 202L104 201V203H101V204H99V205H96L97 206V208H96V206H91L92 204H93V202L96 200V199H98V197H100ZM108 194V195H107ZM111 194V195H110ZM133 194V195H132ZM162 194V195H161ZM165 194V195H164ZM179 194V195H178ZM181 194V195H180ZM186 194V195H185ZM197 194H199L198 196H197ZM222 194V195H221ZM229 194V195H228ZM3 195H5V191L3 190L2 192H0V200L2 201L3 199H4V196ZM128 195H132L131 196V198L129 197L128 199H129V203H131L130 204V206H131V208L129 209V208H124V207H126L125 205L127 204V202H125L126 200H128V199H126V200H124L125 199V197H127ZM221 195V197H219ZM224 195V196H223ZM263 195V197H261ZM106 196H108V197H106ZM156 196V197H155ZM165 196V197H164ZM174 196H175V198H174ZM186 196V197H185ZM193 197V201H192V203H188V201L187 200H185L186 198L188 199V197ZM203 196V197H202ZM223 196V197H222ZM258 196V197H257ZM95 197V198H94ZM97 197V198H96ZM106 197V198H105ZM159 197V200L162 198V200H161V202H160V207L162 208V212L161 211H158L159 209H157V207H156V203H154V198H158ZM167 197H169V198H167ZM200 197V199H196V198H199ZM27 198L28 199H30L31 197H30V195L28 196V197H26L23 201H22V204H21V209H23L25 206H26V203H28V202H26L27 201ZM72 198L73 197H70V199H69V201L70 200H72ZM262 198V199H261ZM95 199V200H94ZM103 199V200H102ZM109 199V200H108ZM133 199H135V200H133ZM164 199V200H163ZM166 199H168V200H166ZM221 199V200H220ZM260 199V200H259ZM122 201V200H124V201H122V203L124 204H122V203H120V202H118V201ZM130 200H132V201H130ZM144 200V201H143ZM199 200V201H198ZM246 200V201H247ZM87 201H88V203H87ZM133 201H135V202H133ZM221 201V202H220ZM224 201V202H223ZM256 201V202H255ZM13 202V201H12ZM45 202V201H44ZM43 202V203H44ZM47 202V201H46ZM45 202V203H46ZM114 202V203H113ZM118 202V203H117ZM163 202H165L164 204H163ZM167 202V203H166ZM82 203H84V205L82 204ZM87 203V204H86ZM152 203V204H151ZM257 203H259V204H257ZM24 204V205H23ZM120 205V209H118L119 208V205L118 206H115V205ZM138 204H139V209L141 208H143L142 210L140 209V210H138V212L135 214V215H133V216H129V217H127V219L125 218V216H127L132 210H134V209H136L137 207H138ZM141 204H143V206L141 205ZM146 206H145V205ZM256 204V205H255ZM142 207H141V206ZM147 205H149V206H147ZM155 205V206H154ZM161 205H163V206H161ZM193 205L195 206V208L193 207ZM23 206V207H22ZM90 206H91V208H90ZM124 206V207H123ZM154 206V207H153ZM188 206V207H187ZM191 206H192V208H191ZM60 207V206H59ZM57 208V213H58V211L60 210V209H62L63 207H62V205H61V207L60 208ZM114 207V208H113ZM149 207V208H148ZM79 208V209H78ZM96 208V209H95ZM124 208V209H123ZM146 208V209H145ZM155 208V209H154ZM194 208V210H192ZM116 209V210H115ZM127 209V210H126ZM149 209V210H148ZM151 209V210H150ZM157 209V210H156ZM147 210V211H146ZM165 210V211H164ZM182 210V209H181ZM188 210V211H187ZM123 211H125V212H123ZM142 211V212H141ZM155 211H158V213L156 212L155 213ZM170 211V212H169ZM172 211V212H171ZM227 211V210H226ZM114 212V213H113ZM141 212V213H140ZM145 212V213H144ZM152 212L154 213V216H151L152 215ZM164 212V213H163ZM229 212V211H228ZM228 212H227V214H228ZM119 213V214H118ZM125 213V214H124ZM161 213V214H160ZM173 213H175L176 215H177V217H176V215L175 214H173ZM252 213H255V211H252ZM257 213V212H256ZM256 213L255 214H253V215H256ZM180 216H179V215ZM221 215L222 216V218H221V216H218V217H216V221L215 220H213L210 224H209V226L208 227H211V228H213V226L215 227V229L216 228H218V227H220L222 224H224V223H227V222H229V221H232L233 220V218L234 217H231L230 216V212H229V214L228 215ZM147 215V216H146ZM161 215V216H160ZM170 215V216H171ZM252 215V216H253ZM113 216H115V217H113ZM227 218H226V217ZM259 216H261L260 218L262 219V220H264V214L262 215H260L259 214ZM259 216H255L254 218L257 220L258 218L257 217H259ZM117 217V218H116ZM122 217H124V219L122 218ZM148 217V218H147ZM220 217V218H219ZM249 217H251V216H249ZM164 218V219H165ZM217 218H218V220H217ZM53 219H56V218H54L53 217ZM172 219H169V221L168 222H166V226H165V224H163V226H165L166 228V230H168V228L170 229L171 228V226H173V223L175 222V221H173ZM228 219V220H227ZM230 219V220H229ZM232 219V220H231ZM261 219H258V222H259V220L261 221V222H259V223H263L264 221H262ZM172 220V222H170ZM31 221L32 222H34V220L33 219H31ZM52 221H54V220H52ZM52 221H50V222H52ZM137 221V222H136ZM215 221V222H214ZM222 221V222H221ZM172 224H170V223ZM129 223H127V224H125V227L126 226H128V224ZM132 223H134V224H132ZM129 224V225H130ZM170 224V225H169ZM217 224H219V225H217ZM111 225V226H110ZM167 225H169V226H167ZM132 226V227H133ZM163 226H161V227H159L158 229H160V230H157L156 232H154L153 234H151L150 235V237H152L151 239H152V242H151V240L148 238V240L150 241H146V245H147V250H149V251H147V259H146V255L144 256V258H142L143 259V261H140L139 262V264L141 263V264H153V262H154V264H160V263H158L157 261H159V257H158V253H159V248L157 247V246H155V242L158 240V239H162V237L164 238V233H166L165 232V229H162V227ZM259 226V225H258ZM47 227H48V225L46 226V227H44L43 228V230H46L47 229ZM153 226L151 225L150 226V228H146L147 230H150L151 228H152ZM164 228V227H163ZM112 229V228H111ZM200 230V229H199ZM162 231V232H161ZM4 232V231H3ZM117 232V231H116ZM116 232H110V233H108L105 237H103L102 238V240H101V244H103L102 245V247L104 248V245L106 246V244L109 242V243H111L112 242V240H113V238L112 237H114V234L116 233ZM144 232L145 231H143V230H141L140 229V231H137L136 233H134L137 237H139V236H142L143 234H144ZM5 233V232H4ZM4 233H2V234H4ZM94 233V232H93ZM113 235H112V234ZM210 233V234H209ZM208 233V235H209V237H211L212 236V234L214 235L215 234V231L213 230L212 231V233L211 232H209ZM99 234L100 233H98V234H96V233H94V235H92V238H93V236H95L96 238L99 236ZM139 234V235H138ZM142 234V235H141ZM108 235H110V237H108ZM157 235V236H156ZM208 235L206 236V238L207 239H203V240H205V241H203L202 240V245H201V243L200 244H198V243H194V242H187V247H185V248H182V250H179L180 252H176V250H178L179 249V247H177V248H172V252H171V254L170 255H172V256H169V257H167V260H165L164 262H161V264H168V263H173V264H181V262H183L182 264H199V260H201L200 258H198L199 256H197V254H198V252H203V254L206 256V254H208L209 253V251H210V248H208L209 247V244H208V242L209 241H211V240H209L208 241ZM161 236V237H160ZM156 237H157V240H156ZM249 237V238H248ZM250 237L251 236H243V237H241V238H243V240L241 239V238H239V240L237 241V240H235V241H233V242H230V243H227V246L228 247H226V246H223V248H227V251L226 250H224L223 248H221L222 249V253H223V251H224V254H222V256L219 258V260L215 263V264H226V261H228L227 263H229V264H239L240 262H241V260L243 261V259H241V258H246L247 256H248V254H250V251H251V249H252V251L253 252H255V251H257V248L259 247V242H258V244H257V241H254L253 243L251 242L250 244L249 243H247L248 242V240H250ZM96 238H94V239H96ZM107 238V239H106ZM94 239H91V240H89L88 241V243H92L93 241H94ZM111 239V240H110ZM153 239H155L154 241H153ZM111 241V242H110ZM243 241V242H242ZM205 242V243H204ZM241 244H240V243ZM247 244H249L250 246H251V249H250V246L249 245H247ZM154 243V244H153ZM209 243H211V242H209ZM123 245H119V246H121V247H123V246H125V242L124 243H122ZM135 244L136 243H133V246H130V248L129 249H133L134 248V246H135ZM149 244V245H148ZM207 245V246H206ZM248 246L247 248L249 249H244V247L243 246ZM258 245V246H257ZM236 248V250H234L235 248ZM241 246V247H240ZM157 247V248H156ZM183 247V246H182ZM199 247V248H198ZM232 247H233V249H232ZM242 247H243V249H242ZM256 247V248H255ZM154 248V249H153ZM193 248H195V249H193ZM225 248V249H226ZM260 248V249H259ZM258 248V250H259V252L261 253L260 255H263V253H264V248L263 247H259ZM262 248H263V250H262ZM156 249V250H155ZM157 249H158V251H157ZM174 249V250H173ZM176 249V250H175ZM203 249H205V250H203ZM233 251V252H231V250ZM120 247H118V249L113 253V255L111 256V258H109V260H108V263H112V262H114V264H118L119 262V264H127V262H125V263H123L122 261H117V262H115V260H117V258H119L121 255L119 254V253H121L120 251ZM186 250H188V251H186ZM191 250V251H190ZM201 250V251H200ZM262 250V251H261ZM151 251V252H150ZM156 251V252H155ZM196 251V252H195ZM207 251V252H206ZM225 251L227 252V253H225ZM251 251V252H252ZM158 252V253H157ZM175 252V253H174ZM186 252H188V253H186ZM193 252V253H192ZM258 251H257V253H259ZM117 253V254H116ZM173 253V254H172ZM196 253V254H195ZM211 253V252H210ZM154 254V255H153ZM186 254V255H185ZM192 254V255H191ZM194 254V255H193ZM237 254V255H236ZM120 255V256H119ZM223 255H224V258H222L223 257ZM231 255V256H230ZM242 257H241V256ZM115 256V257H114ZM174 256V257H173ZM175 256H177V257H175ZM179 256H180V258H179ZM235 256V257H234ZM86 257V258H85ZM92 257V253L91 254H89V255H87V256H84L83 258L84 259H86L87 261L90 259V258ZM192 257H194V258H192ZM229 257V258H228ZM238 259H237V258ZM263 257H264V255H263ZM148 258H150L151 260H149ZM179 258V259H178ZM227 258V259H226ZM240 258V259H239ZM184 259V260H183ZM223 259H224V261H223ZM226 259V260H225ZM61 260V259H60ZM59 260V261H60ZM114 260V261H113ZM148 260V261H147ZM171 260V261H170ZM199 262H198V261ZM230 260V261H229ZM132 261V260H131ZM223 261V262H222ZM130 262V261H129ZM147 262V263H146ZM185 262V263H184ZM193 262V263H192ZM234 262H236V263H234ZM129 264V263H128ZM208 264H212L211 262L210 263H208ZM241 264H242V262H241Z\"/></svg>",
	"mask_w": 264,
	"mask_h": 264
}]
</instances>
